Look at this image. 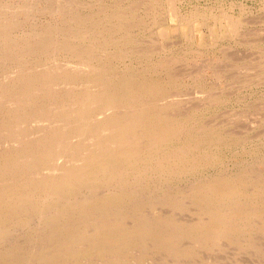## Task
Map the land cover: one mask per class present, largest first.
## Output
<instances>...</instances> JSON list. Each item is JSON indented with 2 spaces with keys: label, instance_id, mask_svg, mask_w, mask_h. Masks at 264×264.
I'll use <instances>...</instances> for the list:
<instances>
[{
  "label": "rangeland",
  "instance_id": "rangeland-1",
  "mask_svg": "<svg viewBox=\"0 0 264 264\" xmlns=\"http://www.w3.org/2000/svg\"><path fill=\"white\" fill-rule=\"evenodd\" d=\"M113 1V2H112ZM115 1V2H114ZM117 1V2H116ZM118 1H120V2H118ZM130 1H132V2H130ZM151 1L152 0H0V8L3 10V11H7L8 9H9V11H7L6 13H7V15H8V17L9 18H15V21L13 22L14 24L12 25V26H14V27H16V26H18V27H16L17 29H15L14 27L12 28V26L10 27L9 25H11V24H9L8 25V28H9V31H11V32H7V34L9 33H11V35L9 36V34L6 36V37H10V41H11V37L13 38L14 37V35H16V36H18V37H14V39H12V41L14 40H16L15 42H18L19 43V41H20V39H19V35H20V37H22L21 35H23V34H25V35H31V34H28V33H26V31H28V27H29V32H32L33 33V29H34V27L35 26H37V29H36V27H35V29L34 30H37V31H41V30H44V29H42L43 28V25H44V27H50V30L53 32V30L55 29V23H57V25L56 26H58V28H56L57 30L55 31L54 30V32L52 33L53 35L54 34H56V43H57V45L59 46V44L61 45V46H63L62 45V42H63V40L64 39H66V37L64 38L63 36H67V39H68V37L70 38L71 37V39H73L72 41H74L75 40V43L74 42H72V41H70V39H68V40H64V43L63 44H67V42H69L68 44H67V47H65V46H63V48L64 49H68V46H70L69 44H71V47L70 48H72V49H66L64 52H65V54H64V52L61 50V49H63L61 46H59V48H57L56 49V47L57 46H55V47H53V45H52V49L54 50H52L53 51V53H49L48 54V51L50 52L51 50H50V47H51V45L50 46H47L48 48H46V47H41L40 48V50L38 51V49L39 48H35V49H33L34 50V52H33V50H31L32 51V54L34 53V54H37V55H35V56H33L32 57V54L31 53H29L28 51H26L27 52V54L29 53L30 55H28L27 56V54L24 52V51H22V52H24L23 54H26V55H24V56H20V55H22V53H20V52H18V49H19V47H21L22 45L20 44V43H22V42H20L19 44H16L17 46H15L13 49L11 48V49H9V51H8V53L12 56V57H16L15 59H13L12 61H11V59H10V55L8 56V57H5L7 54L4 52L3 53V51H0V53L2 52V54H5V56H3V55H1L0 54V59H2V57H3V61L4 60H6V62L4 61H2V63L3 64H0V75L1 74H3V76L1 77V83H5V84H7L8 82L10 83H12V81H17L18 79H17V77H21V76H16V78H14L13 76L12 77H10L9 75H10V72L8 73V70H10V71H12L11 69H13V70H15V68L17 67H15L14 68V66H15V62L14 61H16V65H20V66H22V68H21V70H24V68H25V70L26 69H30V70H28V72L26 73V71H24L26 74L25 75H29L28 77L27 76H25V77H27V78H29L30 80H36L35 78L37 77V75H36V73L35 72H37V70L39 71V72H37V74L38 73H41L42 71H40V70H45V68L47 67H50V64H51V62H52V60H54L55 59V61L54 62H52V64L53 63H56V64H53V65H58V66H60V67H62L64 64H66V66L65 67H69V66H71V64L73 65L74 63V61H76V59H81V58H85V59H87L88 58V61L90 60V62H88L89 64H92L91 63V61L93 62V60H94V63H93V65L91 66V65H89V66H91V67H89L90 69L87 71V74H80V73H78V72H76V71H73V70H71V69H69V70H67V69H65L66 71H69V72H67V75L69 76V78H68V80L67 79H62L61 78V76L62 75H66V74H63L64 73V68L61 70H58V71H56V72H54V74H53V78L55 79V80H58V81H60V82H57V83H61L62 82V80H67V81H69V85L71 84V86L73 87V89L75 90H73L72 88H70L69 89V92H68V90L67 89H65L64 90V85L63 84H65V83H61L59 86H60V88H57L56 87V89H55V91H56V95L58 96H56L55 98H56V103H54V102H52V101H55L54 99L52 100H50V99H48L47 97H46V95L43 93V94H41V96L39 95H36L37 97H35V101H32V104H28V106L30 105V107H28V106H26V107H28L27 109L28 110H26V112H27V114H26V118L27 117H29V115H30V118L28 119L27 118V120H26V118H25V123H26V121H28V123H29V121H31L33 118H34V115H37V114H39L40 116H38L37 115V117L35 116V118L34 119H38L39 117H44V113H46L45 112V110H44V108L46 107L47 109H49L50 107V105L48 104V103H50V102H52L51 103V108L52 107H54V106H56V104H58L57 106H59V107H61L62 105H64L63 104V100L66 98L65 96H67V99L69 100L70 99V91L71 90H73V93L74 94H81V93H84V90L86 89L87 91L89 90V91H91V89H94L93 91H91L92 93H96V94H101L102 96H108V95H116V96H120L121 97V95H123V94H133V95H136V96H138L139 94V99L138 100H142V104H143V102H144V100L147 98L148 99V101L147 100H145V101H147V102H151V104L149 105V109H153L152 110V112H151V110H149L148 112L150 113V114H148V112H147V108L145 109V110H143L145 113H147L148 115H152V113H154V110H156V109H154V108H157V107H160L159 105H161L160 104V101H162L161 103H163V102H168L167 101V96H166V94L168 95V100L169 99H171L170 101H175V102H173L174 103V108H173V110L174 111H172V108L171 109H165V111H167V112H170V111H172V113H167V112H165V115H164V112H163V115L165 116V118L164 119H162V120H164L165 122L167 121V119H168V121H170V122H166L165 124L167 125V124H171V125H175V124H177V126L179 127L178 128V133L176 134V135H179V136H175L174 134H175V132L174 131H172V132H174V133H172V135L170 134L169 135V133L167 134V136L165 137V140L164 141H160V143L162 142L163 144H164V146H163V144L161 143H158V144H155V143H157V142H155V143H153L155 140L153 139V137L152 136H150L149 135V138L147 137V139H153V140H145L146 142H144V140H142L141 141V146L140 147H142V148H144L143 149V151H145L144 153H143V151L141 152L140 151V154H136V158L138 157L140 160L142 159V157H145L144 158V160L145 159H147V160H145V161H147V162H149V163H151V164H149V163H146L147 165H145V161L143 160H141V161H139V159L137 158H135V155H134V158H135V162H132L133 160H134V158H131V160L132 161H127V164L125 163V158H119V157H117V156H115L114 158H110L109 156H105L104 154V152H102V157H101V159L98 161V162H101V164H99V163H95L94 164V167L95 168H97V167H99V169L101 168V166H102V163H104V161L105 160H107V161H109V165L110 164H117V165H119L120 166V170H121V168L122 169H124L123 171H126V168L128 169L127 170V173L128 174H130V176H132V177H130L127 173L125 174V176H126V178H127V176H128V178L130 179V182H126L127 180L125 179V176L124 177H122L123 179H121V181L119 182V183H121L120 184V186H122V188H118V189H112V192H110L111 193V197L110 198H108V200L110 199H112L111 201H113V198H114V200L116 201V202H113V206L115 205V212H117V210H118V207L117 206H119V209H121V210H124V211H122V213L120 212L119 213V215L120 214H123V215H120V216H118V214H117V217H120V218H118V220H120V221H122V220H127L128 218V220L130 221V223L129 222H125V221H123V224H122V222H120V221H118V222H113V225L115 226V228L117 229H114L113 227H112V229H111V231H110V228H111V225L109 224V227L107 228H105V229H103V230H101L100 232H99V239L97 240V241H91L90 242V240H84V241H69V243L67 244V243H65V247H64V244H59V242H58V244L57 245H55V248L54 249H56V251H58L59 250V254H57V255H55L54 256V258H57L56 260H52L53 261V263L52 264H83V263H85V264H88V263H90V264H110V261H111V264L113 263H115V264H122L123 263V261H124V263L123 264H264V0H157L156 1V3H155V1H152V3H151ZM10 2V3H9ZM83 2V3H82ZM134 2V3H133ZM145 2V3H144ZM25 3V4H24ZM63 3V4H62ZM79 3V4H78ZM128 3V4H127ZM132 3V6L130 5V4ZM139 3V4H138ZM150 3V5H148ZM155 3V4H154ZM160 3V4H159ZM13 4V5H12ZM18 4H20L21 6H19V7H21L20 9H21V11H20V9H19V7H17L18 6ZM68 4V5H67ZM83 4V5H82ZM86 4V5H85ZM109 4V5H108ZM112 4H114V5H112ZM115 4H119L120 6H115ZM135 4V5H134ZM136 4H137V6H136ZM154 4V5H153ZM7 5V6H6ZM9 5V6H8ZM40 5H41V7H43V8H41L40 7ZM51 5V6H50ZM124 5V6H123ZM149 7H148V6ZM153 5V8L154 9H152L151 8V6ZM162 5V6H161ZM238 5H239V7H238ZM241 5V6H240ZM6 6V7H5ZM14 6V7H13ZM31 6V7H30ZM66 6V7H65ZM105 6V7H104ZM112 6V7H111ZM117 8H115V7ZM129 6H131V7H129ZM135 6V7H134ZM155 6V7H154ZM15 7H17V9H15ZM45 7H47V8H45ZM51 7H52V9H51ZM100 9H99V8ZM114 7V8H113ZM122 7H124L125 9H127V8H129V9H127V10H124ZM127 7V8H126ZM5 10H4V9ZM12 8H14L15 9V11H14V9L13 10H11ZM25 8H27V9H25ZM29 8H31V9H29ZM41 8V10H39ZM46 10H45V9ZM54 8V9H53ZM60 8V9H59ZM68 8V10H65V9H67ZM102 8H103V11H104V13L106 12H108L107 14H108V16L106 15V13H105V15H106V17L104 16V14H102L103 13V11H102ZM105 8V9H104ZM109 8V9H108ZM135 8H137L138 10V12H136L135 10ZM33 9V10H32ZM44 9V10H43ZM51 9V10H50ZM56 9V11L54 12V10ZM64 11H62V10ZM99 9V10H98ZM107 9V10H106ZM113 9H114V11L116 10V12H114L113 11ZM133 9H135L134 11H133ZM142 9V10H141ZM145 9V11H143ZM152 9V10H151ZM28 10H32L31 12L30 11H28ZM35 10V11H34ZM43 10V11H42ZM50 11V13H49V11ZM59 12H58V11ZM112 10V11H111ZM118 10H120V12H122L121 14H120V12L118 11ZM240 10H242V11H240ZM11 11V12H10ZM12 11H14L13 12V16L12 15H9V13H12ZM24 11H26V12H24ZM34 11V12H33ZM54 13H53V12ZM70 11V13H68V15H66L67 14V12H69ZM77 11V12H76ZM99 11V12H98ZM102 13H101V12ZM110 11V12H109ZM124 11V12H123ZM130 11V12H129ZM131 11H132V13H131ZM223 11V12H222ZM1 12V11H0ZM25 13L26 15H22V13ZM28 12V13H27ZM36 12V13H35ZM41 12V13H40ZM65 14L64 15V17L63 16H61V15H63V13ZM96 12H98L97 13V15H96ZM112 12H114L112 15V19H111V14L110 13H112ZM119 12V13H118ZM129 12V13H128ZM147 12V13H146ZM153 12H155V14H157V15H155ZM160 12V13H159ZM19 13H21V15L19 14ZM23 13V14H24ZM34 13H35V16H33L34 15ZM53 13V14H52ZM60 13V14H59ZM71 13H72V15H73V13H74V15L75 14H78L79 16V18L77 17V15H75V16H73L72 17V19H75L74 17H77V20L75 21V20H70L71 18H69L70 16H72L71 15ZM85 13H86V15H85ZM94 13H95V15H94ZM130 14V15H132V16H130L131 18H132V20L134 21H132L131 19H129L130 17H129V15L128 14ZM135 13H137L138 15H136ZM150 13H151V15H150ZM17 14H19L20 16H17ZM88 14H89V16H88ZM110 14V15H109ZM115 14V15H114ZM121 17H119L118 15ZM125 14H127V15H125ZM134 14V15H133ZM155 16H154V15ZM260 14V15H259ZM85 16L86 18H89V19H92V18H94V20H91V22H92V24H91V26H89V31L91 32V31H93V32H91L93 35H94V37H95V40L98 42V43H96V41L94 40V38H93V35L90 33V32H88V30H87V27H88V25H90V21H87L86 20V18L84 19V17H81V16ZM90 15H91V17H90ZM101 15H102V18H101ZM117 15V16H116ZM122 15H125V16H123V18H122ZM136 15V16H135ZM139 15H141V18H140V16ZM144 17H143V16ZM150 15V16H149ZM192 15V16H191ZM235 15V16H234ZM241 15V16H240ZM12 16V17H11ZM23 18H22V17ZM59 16V17H62V18H58L57 19V17ZM97 16V17H96ZM100 16V18H98ZM103 16H104V18H103ZM135 16V17H134ZM147 16H148V18H147ZM25 17V18H24ZM27 17V18H26ZM34 17V18H33ZM39 17V18H38ZM68 17V19H69V21L71 22H69L68 21V19L66 20V18ZM118 17V18H117ZM125 17L127 18V19H125ZM136 17H137V19H136ZM139 17V18H138ZM174 17V18H173ZM200 17H201V19H200ZM260 17V18H259ZM3 15H1V18H0V21H1V23L0 24H2L3 23ZM4 18H6V17H4ZM8 18V19H9ZM17 18V19H16ZM32 18V19H31ZM106 18H107V20L109 19H111V21H107L105 24H104V21H106ZM117 18V19H116ZM134 18V19H133ZM143 18H145V19H143ZM153 19V21H152V19ZM245 18V19H244ZM256 18V19H255ZM8 19H6V20H8ZM24 19H25V21H24ZM31 19V20H30ZM60 19V20H59ZM62 19H65V20H62ZM82 19H84V20H82ZM123 19V20H122ZM129 19V20H128ZM138 20V21H140L141 20V22L139 23H137V21L136 20ZM140 19V20H139ZM157 21H156V20ZM206 19V20H205ZM227 19V20H226ZM247 19V20H246ZM10 20V19H9ZM22 20V21H21ZM34 20V21H33ZM41 20V21H40ZM58 20V22H56ZM62 20V21H61ZM96 20V21H95ZM119 20H121V21H119ZM125 20H128V21H125ZM143 20V21H142ZM148 20V21H147ZM187 20V21H186ZM5 21V20H4ZM18 21H19V23H18ZM40 21V22H39ZM63 21L65 22V24H63ZM75 21V22H74ZM80 23H79V22ZM82 21H84V23H82ZM99 21H101V22H99ZM113 21H114V23H116V24H114L113 23ZM116 21V22H115ZM119 21V22H118ZM124 22V23H122L121 24V22ZM134 23V25H131L132 26V28L131 27H129L130 29H132V30H127L126 31V29L127 28H124V27H128L129 25H127L125 22H129L128 24H131L132 22ZM136 21V22H135ZM179 21H181V22H179ZM185 21V22H184ZM190 21H192V22H190ZM21 22V23H20ZM25 22V23H24ZM32 22H35V23H32ZM48 22V23H47ZM54 22V23H53ZM60 22V23H59ZM90 22V23H89ZM93 22H94V24H93ZM95 22H99L98 23V26H99V29H100V27L101 26H103V27H101V28H103L102 30V32H99L100 30L98 29V26L96 27V24H95ZM112 22V23H111ZM145 23V25L144 24H141V23ZM146 22H148L147 24H146ZM156 22V23H155ZM187 22V23H186ZM252 22V23H251ZM260 22V23H259ZM23 23V24H22ZM50 23V24H49ZM52 23H53V26H54V29H53V26L51 27V26H46L47 24L48 25H52ZM62 23V24H61ZM76 23H78L80 26H78V24H76ZM83 24V26H82V24ZM109 23H111V24H113V25H111V24H109ZM118 23H120V24H118ZM135 23H137L136 25H135ZM190 23V24H189ZM225 23V24H224ZM32 24H34V25H32ZM37 24V25H36ZM46 24V25H45ZM60 24V25H59ZM67 24H71V25H73V26H71V27H69V25L67 26ZM75 24V25H74ZM85 24H87V25H85ZM102 24V25H101ZM126 24V25H125ZM156 24V25H155ZM180 24V25H179ZM93 25V26H92ZM108 25H110V26H108ZM119 25H123L122 27L121 26H119ZM144 25V26H143ZM190 25H191V27H190ZM226 27H225V26ZM233 25V26H232ZM32 26V27H31ZM34 26V27H33ZM39 26H40V28H39ZM42 26V27H41ZM63 26H67V27H63ZM79 27L81 30H84V32H86V33H88V34H86V33H83L84 35H82V37H80L79 36V34L82 32H80V30H79V34H78V32H76L77 30L76 29H74V28H77V27ZM84 26H86V27H84ZM115 26H117L116 28H114ZM23 27H25L24 29H23ZM60 27H62L61 29H63V32H62V30H60ZM83 27H84V29H83ZM92 29H91V28ZM94 27V28H93ZM96 27V28H95ZM113 29H112V28ZM119 27V28H118ZM122 29H121V28ZM189 29H188V28ZM224 27V28H223ZM232 27V28H231ZM10 28H12V29H14V31L11 29L10 30ZM27 28V29H26ZM39 28V29H38ZM70 28H72V29H70ZM79 28H77V29H79ZM86 28V29H85ZM107 28V29H106ZM111 28V29H110ZM125 30H124V29ZM128 28V29H129ZM250 28V29H249ZM32 29V31H30ZM49 29V28H48ZM65 29H68L67 31H64ZM91 29V30H90ZM95 29H98L97 31H94ZM119 29V30H118ZM152 29V30H151ZM225 29V30H224ZM252 29V30H251ZM70 30V31H69ZM72 30H75L74 32H75V34H74V32L72 31ZM105 30H106V32H105ZM111 31V32H109V31ZM114 30V31H113ZM118 30V31H121V32H116V31ZM232 30V31H231ZM21 31H23L24 33H22V34H20V32ZM60 31V32H59ZM72 31V32H71ZM133 31V32H132ZM151 31V32H150ZM175 31V32H174ZM188 31V32H187ZM191 31V32H190ZM193 31V32H192ZM242 31V32H241ZM14 32H15V34H14ZM36 32V31H35ZM66 32V33H65ZM67 32H70L69 34L67 33ZM96 32V33H95ZM98 32V33H97ZM107 32H109L108 34H107ZM126 32H129L130 34H132V35H130L129 33H126ZM229 32V33H228ZM251 32H253L252 34H251ZM14 35H13V34ZM16 33H19V34H16ZM57 33H59L58 35H57ZM63 33V35H60V34H62ZM76 33L78 34L77 36H72L73 34L74 35H76ZM95 33V34H94ZM99 33H102V35H105V33L108 35H105V39L102 37V36H100L101 34H99ZM110 33H111V35H110ZM113 33V34H112ZM115 33V34H114ZM122 34V35H124L125 34V36H120L119 34ZM143 33V34H142ZM223 33V34H222ZM3 35H4V33H2ZM82 34V33H81ZM80 34V35H81ZM91 34V35H90ZM188 34V35H187ZM246 34V35H245ZM60 35V36H59ZM88 35V36H87ZM97 35H99L98 36V38H96L97 37ZM134 35V37H133V40H132V37L131 36H133ZM239 35V36H238ZM79 36V37H78ZM83 36H85V38H87V37H89V38H87V40H90L91 39V41L89 42V41H87L86 39H83L84 37ZM92 36V37H91ZM106 36H107V38H106ZM111 38H110V37ZM115 36H116V39H115ZM120 36V37H119ZM127 36H128V38H127ZM6 37H3V38H0V50H8V49H6L5 47V45L4 44H6V41L8 40V39H6ZM26 37V36H25ZM58 37V38H57ZM62 37L64 38V39H62ZM74 37V38H73ZM103 39H102V38ZM118 37V38H117ZM122 37V38H121ZM130 37V38H129ZM141 37V38H140ZM246 37V38H245ZM80 38H82V40L80 39ZM92 38H93V40H92ZM101 38V39H100ZM108 38H110V39H108ZM112 38H114L113 39V41H111L112 40ZM136 38V39H135ZM146 38V39H145ZM245 38V39H244ZM17 39H19L18 41H17ZM59 41H58V40ZM143 39V40H142ZM3 40L5 41V43L3 44L2 42H3ZM79 40H81V41H79ZM84 40V41H83ZM86 40V41H85ZM103 40H108L107 42L105 41V43L103 42ZM118 40V41H117ZM128 42H127V41ZM149 40V41H148ZM240 40V41H239ZM2 41V42H1ZM62 41V42H61ZM65 41H67V42H65ZM78 41L80 42V43H82V45H79L80 43H78ZM83 41V42H82ZM100 41V42H99ZM111 41V42H110ZM120 41V42H119ZM124 41V45L125 44H127V46L125 45V46H121L122 44V42ZM127 43H126V42ZM169 41V42H168ZM252 41V42H251ZM60 42V43H59ZM76 42L78 43V45L80 46L79 48L77 47V44H76ZM101 42H103V43H101ZM108 42H109V44H108ZM117 42H119L118 44H117ZM133 42H134V44H133ZM59 43V44H58ZM88 45H87V44ZM91 43H92V45H91ZM94 43L95 44H98L99 46H94ZM102 45H101V44ZM113 43V44H112ZM128 43H130V44H128ZM139 43V44H138ZM170 43V44H169ZM3 44V45H2ZM74 46H73V45ZM87 46H90L91 47V49L93 50V49H95V51L93 50V52H91L90 53V51H92L91 49H90V47H86V45ZM150 46H149V45ZM211 44H214V45H211ZM18 45H21V46H19L18 47ZM85 45V46H84ZM101 45V46H100ZM107 45V46H106ZM109 45V46H108ZM129 45H131V46H129ZM2 46H3V48H2ZM95 48H94V47ZM105 46V47H104ZM115 46H117V49H115ZM120 46V47H119ZM16 47H18V49L16 50L15 48ZM60 47H61V49H60ZM75 47L76 48H78V49H75ZM81 47H84L83 49L81 48ZM88 49H86V48ZM98 47V49H96ZM102 47H104V48H102ZM110 47V48H109ZM121 47L124 49V51H123V49H121ZM125 47V48H124ZM155 47V48H154ZM223 47V48H222ZM226 47V48H225ZM2 48V49H1ZM43 48V51L41 50ZM45 48L46 49H48V51L47 50H45ZM102 48V50H100ZM178 48V49H177ZM208 48V49H207ZM20 49H22V48H20ZM81 49V50H80ZM86 49V53H84L82 50H85ZM89 49H90V51H89ZM107 52V53H105V52H103L104 50ZM107 49H108V51H107ZM113 49V50H112ZM121 49V50H120ZM125 49H127V50H125ZM133 49V50H132ZM139 49V50H138ZM146 49V50H145ZM150 49V50H149ZM182 49V50H181ZM12 51V54H11V51ZM14 50H15V52H14ZM35 50H36V52H35ZM57 50L59 51V53L57 52ZM72 50V51H71ZM110 50V51H109ZM119 50L120 51H122V52H119ZM30 51V52H31ZM40 51H42V52H44V53H46V54H43L42 56H41V52ZM47 51V52H46ZM51 51V52H52ZM78 51V52H77ZM83 53V55H82V53ZM87 51H88V53L90 54H88L87 53ZM100 51V52H99ZM116 51H118V52H116ZM130 53H129V52ZM139 53L138 54V56L136 55L137 54V52ZM223 51V52H222ZM229 51V52H228ZM13 52L14 53H18V54H13ZM40 52V53H39ZM61 52V53H60ZM63 52V53H62ZM67 52V53H66ZM73 52H75V54H76V52H77V54H76V58H75V54L73 53ZM79 52H80V54H79ZM94 52H95V56L97 55V56H99L100 55V57H98V59H100L101 57V59L100 60H98L97 59V56L96 57H94L93 58V56H94ZM98 52V53H97ZM113 54H112V53ZM128 52V53H127ZM134 52V53H133ZM144 52V53H143ZM153 54H152V53ZM227 52V53H226ZM57 53V54H56ZM70 53H73V54H70ZM97 53V54H96ZM100 53V54H99ZM110 53V54H109ZM133 53V54H132ZM231 53V54H230ZM38 54H39V56H38ZM51 54V55H50ZM63 54V55H62ZM69 54V55H68ZM92 54H93V56H92ZM101 54H102V56H101ZM107 54V55H106ZM123 54V55H122ZM145 54V55H144ZM148 54V55H147ZM157 54V55H156ZM182 54V55H181ZM19 55V57H23L22 59H20L19 57L17 58V56ZM46 55V56H45ZM50 55V58H48V56ZM53 55H55V56H53ZM59 55V56H58ZM66 55V56H65ZM78 55H80V58H77V56ZM83 57H82V56ZM85 55V56H84ZM112 55V56H111ZM119 55L121 56V60H120V57H119ZM125 55H126V57H127V55H129V57L128 58H126L125 57ZM131 55H132V57H131ZM133 55H136V56H133ZM144 55V56H143ZM153 55V57L151 58V56ZM181 55V56H180ZM230 55V56H229ZM26 56H27V59H26ZM46 57V60H45V57ZM60 57V58H58V59H56L57 57ZM66 57V58H64V57ZM68 56H71V57H68ZM74 56V57H73ZM92 57V60H91V58L90 57ZM104 56V57H103ZM106 56V57H105ZM110 56V57H109ZM125 57V58H122V57ZM143 56V57H142ZM148 57V58H146V57ZM173 56H174V58L176 59V58H178V59H176L177 61H175V59L173 58ZM177 56V57H176ZM32 58V60H29V58ZM35 57V58H34ZM36 57L38 58L39 57V59L37 60L36 59ZM52 57H54V58H52ZM63 57V58H62ZM117 59H119V60H116V58ZM138 57H141V58H138ZM145 57V58H144ZM162 59H161V58ZM165 57V58H164ZM7 58H9V60H7ZM25 58V59H24ZM30 58V59H31ZM47 58H48V60L49 59H51V60H49L50 61V63H49V61H47ZM62 58V59H61ZM90 58V59H89ZM131 58H132V60H131ZM160 58V59H159ZM168 58H170V64L167 62L168 60ZM173 58V59H172ZM34 59V60H33ZM43 60V63H40L42 60ZM65 59H67V60H65ZM70 59V60H69ZM71 59H72V61H71ZM83 59H81V60H83ZM98 61H97V60ZM103 59V60H102ZM141 59V60H140ZM148 59V60H147ZM166 60V61H164V60ZM41 60V61H40ZM60 62H58V61ZM79 60H77V61H79ZM95 60H96V62H95ZM106 60V61H105ZM129 60H131V61H129ZM140 60V61H139ZM143 60H144V62H143ZM152 60V61H151ZM154 60V61H153ZM157 62H156V61ZM161 60H162V62H161ZM173 60V61H172ZM1 61V60H0ZM14 63L13 65H12V63ZM23 61V65H21V63L20 62H22ZM25 61H29V62H27V63H25ZM30 61H32V62H30ZM33 61H34V63L35 64H33ZM64 61H66V63H63ZM67 61L69 62V66L67 65ZM109 61V62H108ZM117 61V62H116ZM137 61V62H136ZM148 63H147V62ZM8 62H10V63H8ZM17 62H19V63H17ZM38 62V63H37ZM46 62V63H45ZM106 62V63H105ZM109 64H108V63ZM123 62V63H122ZM126 62V63H125ZM151 62H153V63H151ZM159 62V63H158ZM166 62V63H165ZM175 62V63H174ZM234 62V63H233ZM5 63V64H4ZM7 63V64H6ZM36 63H37V65H36ZM45 63V64H44ZM47 63H49V64H47ZM63 63V64H62ZM71 63V64H70ZM96 63V64H95ZM99 63H101V64H99ZM111 63V64H110ZM129 63V64H128ZM156 63V64H155ZM28 64H31L30 66L28 65ZM34 66H33V65ZM40 64H44V65H40ZM62 64V65H61ZM97 64L98 65H100V66H102V69L100 68V66H97ZM112 64H114L113 66H112V68H110V66L112 65ZM120 64V65H119ZM128 64V65H127ZM147 64V65H146ZM158 64L159 65H161L160 66V69H159V66H158ZM164 64V68L162 67V65ZM233 64H235V65H233ZM241 64V65H240ZM245 64V65H244ZM6 65H9V67H11V69H9V67L7 66L6 67ZM11 65V66H10ZM28 66L27 68L26 67H23V66ZM94 65H96L95 67H93ZM127 65V66H126ZM142 65H144V69H143V67H142ZM149 65V66H148ZM151 65V66H150ZM170 65V66H169ZM196 65V66H195ZM242 65H244V66H242ZM4 66H5V68H4ZM12 66H13V68H12ZM31 66H33V67H31ZM37 66V67H36ZM57 66V67H58ZM104 66V67H103ZM124 66H125V69H124ZM130 66V67H129ZM158 66V67H157ZM173 66V67H172ZM246 66H248V67H246ZM2 67H3V69H2ZM31 67V68H30ZM51 67H54V66H52L51 65ZM64 67V66H63ZM107 67V68H106ZM147 67V68H146ZM161 67H162V70H161ZM198 67V68H197ZM242 67V68H241ZM245 67V68H244ZM262 67V68H261ZM18 68L20 69V67L18 66ZM17 68V69H18ZM41 68V69H40ZM47 68H46V70H47ZM122 68V69H121ZM178 68V69H177ZM181 68V69H180ZM227 68V69H226ZM240 68V69H239ZM2 69V70H1ZM94 69V70H93ZM99 69V70H98ZM123 69L125 70V71H123ZM136 70V71H134V70ZM141 69V70H140ZM153 69V70H152ZM156 69V70H155ZM33 70H36V71H33ZM56 69H54V71H55ZM64 70V71H63ZM92 70V71H91ZM110 71V72H116V73H111L110 75H109V73L110 72H108V71ZM112 70H114V71H112ZM116 70V71H115ZM117 70H119V71H117ZM138 70V71H137ZM147 70H149V71H147ZM153 71V72H151V71ZM158 70H160L159 72H158ZM173 70V71H172ZM178 70V71H177ZM194 70V71H193ZM241 70V71H240ZM6 71H7V73H6ZM29 71H31L30 73H29ZM33 71V72H32ZM61 71H63V72H61ZM90 71V72H89ZM128 71V72H127ZM130 71V72H129ZM134 71V72H133ZM142 71H143V73H142ZM146 71V72H145ZM183 71V72H182ZM214 71V72H213ZM3 72V73H2ZM61 72V73H60ZM118 72H122V73H119L118 74ZM126 72V73H125ZM138 72V73H137ZM141 72V73H140ZM156 72V73H155ZM173 72V73H172ZM201 72V73H200ZM230 74H229V73ZM5 73V74H4ZM108 73V74H107ZM132 73V74H131ZM148 75H147V74ZM180 73H181V75H180ZM186 73V74H185ZM9 74V75H8ZM33 74V75H32ZM99 74V75H98ZM104 74V75H103ZM127 74V75H126ZM141 74V75H140ZM151 74V75H150ZM159 74V75H158ZM171 74V75H170ZM175 74L177 75V74H179L178 76H175ZM225 74V75H224ZM226 74L228 75L227 77H226ZM238 74H239V76H238ZM248 74V75H247ZM253 74V75H252ZM31 75V76H30ZM83 75V76H82ZM94 75V76H93ZM106 75H108V76H106ZM128 75H130V76H128ZM136 75V76H135ZM138 75V76H137ZM172 75H174V76H172ZM231 75V76H230ZM237 75V76H236ZM242 75V76H241ZM244 75V76H243ZM257 75V76H256ZM6 76H8V77H10V78H8V77H6ZM100 76V77H99ZM111 76V77H110ZM142 76V77H141ZM184 76V77H183ZM199 76V77H198ZM5 77L7 78L6 80H11L12 78H13V80H9V81H7V82H5ZM24 77V76H23ZM56 77V78H55ZM108 77V78H107ZM139 77H141V79L139 78ZM174 77V78H173ZM187 77V78H186ZM201 77V78H200ZM233 77V78H232ZM78 78V79H77ZM83 78V79H82ZM145 78H147L146 80H145ZM150 78L152 79V80H155V81H152V80H150ZM246 78V79H245ZM254 78V79H253ZM4 79V80H3ZM15 79V80H14ZM62 79V80H61ZM78 80V82L77 81H75V80ZM100 79V80H99ZM109 79H110V81H109ZM235 79V80H234ZM259 79V80H258ZM98 80V81H97ZM102 80V81H101ZM211 80V81H210ZM74 81V82H73ZM84 81H92V82H90V84L88 85V84H81V85H79V87L78 86H75V84L76 85H78V84H80L79 82H81V83H84ZM105 81V82H104ZM108 83H107V82ZM152 81V82H151ZM198 81H200V82H198ZM217 81V82H216ZM233 81V82H232ZM19 82V84L22 82V81H18ZM71 82H73L74 83V86L72 85L73 83H71ZM75 82H77V83H75ZM88 82V83H89ZM101 84H99V83ZM110 82V83H109ZM147 82H149L150 84L151 83H153V84H148ZM230 82V83H229ZM158 83H160V84H158ZM166 83V84H165ZM170 83H172L171 84V86H169L170 85ZM178 83L180 84V85H178ZM199 83V84H198ZM18 84V83H17ZM18 84V85H19ZM103 84V85H102ZM120 84V85H119ZM140 84V85H139ZM144 84V85H143ZM145 84H146V86H145ZM156 84H158L157 86H156ZM161 84H163L162 86H164V87H162V86H160ZM18 85H14V86H18ZM85 85H87V87L85 86ZM92 85V86H91ZM95 85V86H94ZM99 85V86H98ZM111 85V86H110ZM149 85V86H148ZM154 85V86H153ZM168 87H170V88H168ZM173 85H174V87H173ZM178 85V86H177ZM184 85V86H183ZM250 85V86H249ZM20 86V85H19ZM18 86V87H19ZM58 86V87H59ZM63 86V87H62ZM81 86H83V88L81 87ZM84 86H85V89H84ZM127 86V87H126ZM141 88H140V87ZM145 87V89L143 88V87ZM154 87L155 88V86H156V88H155V90H154V88H153V90H150L149 91V89H151V88H149V87ZM223 86V87H222ZM66 87V86H65ZM90 87H98V88H90ZM107 87V88H106ZM109 87V88H108ZM118 87V88H117ZM129 87V88H128ZM132 87H133V89H132ZM137 87H138V89H141V90H137ZM160 87H162V88H160ZM207 87V88H206ZM62 88V90H60ZM67 88V87H66ZM80 88V89H79ZM106 88V89H105ZM182 88V89H181ZM59 89V90H58ZM79 89V90H78ZM82 89V90H81ZM97 89H99V91L97 90ZM102 89H104V90H102ZM143 89V90H142ZM157 89V90H156ZM163 90L164 91V93H162L163 91H160L159 92V90ZM170 89V90H169ZM172 89V90H171ZM189 91V93L191 94H189L188 93V91ZM193 89V90H192ZM217 89V90H216ZM229 89V90H228ZM59 91V93H60V95L58 94V91ZM85 90V91H86ZM97 90V91H96ZM100 90H101V92H100ZM137 90V91H136ZM169 90V91H168ZM201 92H200V91ZM214 90V92L215 93H213V92H211V91H213ZM61 91V92H60ZM95 91V92H94ZM115 91V92H114ZM142 91H144V93L146 92V94H144V95H141V94H143L142 93ZM152 91V92H151ZM179 91V92H178ZM181 91V92H180ZM197 91V92H196ZM202 91H203V94H202ZM206 91H207V93H206ZM227 91V92H226ZM234 91V92H233ZM66 92V93H65ZM129 92V93H128ZM133 92V93H132ZM135 92V93H134ZM150 92V93H149ZM156 93L155 95L154 94H152V93ZM160 93V95H159V93ZM169 94H168V93ZM184 92V93H183ZM61 93H63V94H61ZM123 93V94H122ZM180 93H182V94H180ZM189 94V95H186V94ZM210 93V94H209ZM68 94V95H67ZM130 94V95H131ZM148 94V95H147ZM152 94V95H151ZM174 94H175V96H174ZM177 94V95H176ZM197 94H198V96H197ZM44 95V96H43ZM150 95V96H149ZM157 95V98L159 99H156V96ZM214 95V96H213ZM216 95V96H215ZM218 95H221V96H218ZM142 96H144L143 97V99L141 98ZM146 96V97H145ZM152 96V97H151ZM161 97V99H162V97H164L163 99L164 100H166V101H164V100H160V97ZM174 96V97H173ZM185 98H184V97ZM209 96V97H208ZM237 96V97H236ZM60 97L62 98L61 100H60ZM173 97V98H172ZM190 97V98H189ZM205 97V98H204ZM215 97L217 98V99H215ZM36 98H37V100H36ZM141 98V99H140ZM150 98V99H149ZM151 98L153 99V98H155V100L157 101H155L154 102V99L153 100H151ZM177 98V99H176ZM182 98V99H181ZM210 98V99H209ZM213 98H214V100H213ZM224 99V101H223V99ZM234 98V99H233ZM236 98V99H235ZM41 99H42V101L44 100V102H45V100L47 101V102H42L41 101ZM58 99V100H57ZM67 99H65L66 101H67ZM198 99V100H197ZM208 99V100H207ZM212 99V102L210 101ZM220 99H222V101L220 100ZM48 100H50V101H48ZM64 100V101H65ZM176 100H178V101H176ZM188 100V101H187ZM192 100V101H191ZM217 100V101H216ZM226 100V101H225ZM231 100V101H230ZM59 101V102H58ZM66 101L64 102V103H66ZM158 101H159V103H158ZM180 101V102H179ZM191 103H190V102ZM207 101V102H206ZM37 102H38V104H37ZM42 102V103H41ZM139 102H141V101H139ZM185 102V103H184ZM196 102H198V103H196ZM200 102V103H199ZM206 102V103H205ZM212 103V104H211ZM36 104V105H35ZM48 104V105H47ZM55 104V105H54ZM60 104H62V105H60ZM200 104V105H199ZM31 105H32V107L34 108H32L31 107ZM33 105H35V106H33ZM42 105H44V106H42ZM151 105H152V107H151ZM156 107H155V106ZM195 105V106H194ZM197 105V106H196ZM182 106V107H181ZM179 107V108H178ZM30 108L32 109V110H35V112H36V110L37 109H35V108H38V110L40 109V110H42V112L41 111H37L36 113H34V111L32 112V110H30ZM42 108V109H41ZM178 108V109H177ZM121 109V114H123V115H120V116H123V117H129V116H131L133 113L135 114V111H133V109H130V111H128V109H126V110H123V108H120ZM191 109V110H190ZM214 109V110H213ZM255 109V110H254ZM30 110V111H29ZM53 110V109H52ZM66 111H67V109H65ZM71 110V108L69 107V111ZM100 109H97V110H95L94 112V114L93 115H96V113H97V111H99ZM134 110H136V109H134ZM179 110V111H178ZM187 110V111H186ZM65 111V112H66ZM126 111H128L127 113H125ZM180 112V113H182L181 115H183V116H181L180 118L179 117H177L180 113H178V112ZM192 112V114H191V112ZM194 111V112H193ZM224 111V112H223ZM25 112V113H26ZM31 112H32V116H31ZM48 112V111H47ZM53 113H49L50 115H54L55 117H58V116H60L61 115V113H59V112H56V114H57V116H56V114H55V111H52ZM176 112V113H175ZM187 112V114H185ZM198 113V115H197V113ZM201 112V113H200ZM41 113H42V115H41ZM92 113V112H91ZM144 113V114H145ZM167 113V114H166ZM173 113H175V114H173ZM29 114V115H28ZM59 114V115H58ZM146 114V115H147ZM169 114H170V116H169ZM191 114V115H190ZM209 114V115H208ZM3 116L4 114H0V116ZM28 115V116H27ZM126 115H128V116H126ZM195 115V116H194ZM200 115V116H199ZM218 115V116H217ZM173 116V117H172ZM180 116V115H179ZM191 116V117H190ZM194 116V118H192ZM217 116V117H216ZM152 118H150V121L153 123H155L156 125L157 124H159V119H156L153 115L151 116ZM168 117V118H167ZM175 117V118H174ZM196 117H199V118H196ZM153 118H155L154 120H152ZM171 118V119H170ZM192 118V119H191ZM195 118H196V120L198 121V120H200L199 122H197L196 121V123H193V122H195L194 120H195ZM223 118V119H222ZM34 119L30 122V124H28L27 123V127H25V125L26 124H24V125H22L23 127H25V128H23V127H21V129L24 131V133L26 132V133H28L29 135H30V133L29 132H32V135L34 134V132L32 131L33 129V127H34V131H36V127H37V125L36 126H34L35 124H36V122L34 121ZM177 119H178V121H177ZM187 121H186V120ZM209 119V120H208ZM238 119V120H237ZM13 120H15V119H13ZM159 120V121H158ZM189 120H191V121H189ZM193 120V121H192ZM206 120V121H205ZM218 120V121H217ZM35 122V124H34V122ZM64 121V120H63ZM97 122H100L101 121V119H99V120H96ZM95 121V122H96ZM156 121H158V123L156 122ZM182 121H186V122H182ZM205 122L204 124L202 123V122ZM227 121H228V124H227ZM236 121V122H235ZM95 123V124H98V123ZM188 122V123H187ZM189 122H190V124L191 125H193V126H191L190 128H191V132H190V128H188L187 126H189L190 124H189ZM201 122V123H200ZM217 122V123H216ZM232 122V123H231ZM60 123H62V122H57V124H56V126L58 127V126H60L61 124ZM154 123H153V125H154ZM179 123V124H178ZM184 123V124H183ZM201 126V125H203V126H201V127H199V128H201V130L196 126V125H198V124ZM215 123V124H214ZM239 123V124H238ZM34 124V125H33ZM194 124H196V125H194ZM206 124H208V126L206 125ZM238 124V125H237ZM30 125V126H29ZM31 125H33V127L31 126ZM198 125V126H199ZM205 125V126H204ZM216 127H215V126ZM243 125V126H242ZM176 126V125H175ZM196 126V127H195ZM75 127H77V123H73V124H71L70 126H69V128H67V129H74ZM206 127H207V129H206ZM218 127V128H217ZM29 128H30V131H29ZM185 128H186V131H185ZM189 130H188V129ZM213 128H214V130H213ZM236 128V129H235ZM20 129V130H21ZM28 129V130H27ZM140 128H137V130H139ZM182 129H184V130H182ZM198 129V130H197ZM206 129V130H205ZM217 129H219V130H217ZM60 130V129H59ZM200 130V131H199ZM204 130H205V132H204ZM215 130H217V131H215ZM238 130V131H237ZM61 131H65V130H61ZM183 131H185V132H183ZM199 131V132H198ZM202 131V132H201ZM207 131V132H206ZM215 131V132H214ZM177 132V131H176ZM182 132H183V134H182ZM189 132V133H188ZM217 132H219V133H217ZM184 133H187V134H184ZM195 133L197 134L196 136H195ZM217 133V134H216ZM221 133V134H220ZM200 134V135H199ZM206 134V135H205ZM210 134V135H209ZM215 134V135H214ZM17 135V134H16ZM184 135V136H183ZM205 135V136H204ZM209 135V136H208ZM226 135V136H225ZM170 138H169V137ZM174 136H175V138H174ZM188 136H189V138H188ZM199 136V137H198ZM207 136V137H206ZM217 136H224L225 138H223V137H217ZM235 138V139H233V137ZM244 136V137H243ZM169 138V139H166V138ZM177 137V138H176ZM190 137H191V139H190ZM192 137H195L196 139H197V141H196V139L195 140H193L194 138H192ZM203 137V138H202ZM206 137V138H205ZM209 137V138H208ZM172 138V139H171ZM179 138V139H178ZM185 138V139H184ZM215 138V139H214ZM218 138V141L216 140ZM237 138V139H236ZM171 139V140H170ZM175 139V140H174ZM177 139V140H176ZM182 139H184L185 141L183 142L182 141ZM189 139V140H188ZM204 139V140H203ZM213 141V142H211V140ZM219 139L221 140V141H219ZM224 139V140H223ZM226 139V140H225ZM36 139H34L33 141H35ZM168 140H170V142L171 143H173L172 145L170 144V142L168 141ZM173 140V141H172ZM181 140V141H180ZM199 140V141H198ZM206 140H208L209 141V143H210V146H211V148H210V146H209V143H208V141L207 142H205ZM223 140V141H222ZM232 140H233V142H232ZM239 140V141H238ZM192 141V142H191ZM201 141H203V143L201 142ZM226 141V142H225ZM229 141H231V142H229ZM238 141V142H237ZM153 144H152V143ZM168 142V143H167ZM174 142L176 143L175 145H174ZM199 142H201V144H198ZM218 142H219V144L221 145H219L218 144ZM224 142V143H223ZM228 142V143H227ZM207 143H208V147H207ZM221 143H223V145L221 144ZM230 143V144H229ZM160 144V145H159ZM166 144V145H165ZM186 144V145H185ZM188 144H190L192 147H191V149L192 150H190V146H188ZM193 144L196 146V144H197V147H195V146H193ZM228 146H227V145ZM158 145V146H157ZM172 146V148L170 147V146ZM174 145V146H173ZM179 145H181L182 147H184V145H185V147L187 146L188 148H186V152L188 153V151H189V154L191 155V156H193V157H189L190 155L189 154H187V153H185V155H184V157H183V155H182V153H180V151L178 150L179 148H181V146L179 147ZM199 145H201V146H199ZM204 145L207 147H204ZM149 146V147H148ZM152 148H154V147H156L157 146V149L159 148V146H161L160 148L162 149V148H164L165 146L166 147H168V148H165V149H156L155 148V151H152L151 152V150L150 149H152ZM163 146V147H162ZM217 146V147H216ZM226 146V147H225ZM174 147H176V148H174ZM201 147V148H200ZM204 147V148H203ZM214 147V148H213ZM217 149H216V148ZM222 147V148H221ZM141 148V149H142ZM195 148H198V151H197V149H195ZM200 148V149H199ZM210 148V149H209ZM140 149V150H141ZM170 150V149H172L171 150V152L170 153H173L172 151H174V149H177V150H175L174 152H175V154H180V155H182V157L184 158V160H183V158L181 157V158H178V159H174V158H172V159H174L173 161H172V159L171 158H167L168 160H166V162L168 163V164H170V162H171V167H173L172 168V170H170L171 169V167H170V165H169V167L170 168H168V164H167V168L165 167L166 165H162L161 167H162V169H160V168H158L160 165H158V161H156V163H155V160H156V158L158 159V160H160V159H162V158H165L166 159V156L167 155H163L164 153L165 154H167L166 152L168 151V150ZM189 149V150H188ZM202 149V150H201ZM207 149V150H206ZM208 149H209V152H208ZM212 149H214V150H212ZM221 149V150H220ZM149 150V151H148ZM153 150V149H152ZM163 150H167V151H165L164 153H163ZM204 150H206V152H204ZM212 150V151H211ZM156 151H158V152H160V154H158V156H157V153L158 152H156ZM179 151V152H178ZM149 152V153H148ZM203 152L204 153H206V154H203ZM220 152H221V155H220ZM147 153H148V155H147ZM150 153H152V154H154V155H156L155 156V158L154 157H150V156H152V154H150ZM168 153H169V151H168ZM197 155H196V154ZM207 153H209L208 155H207ZM143 154V155H142ZM144 154H146L145 156H144ZM163 156H165V157H163ZM142 156V157H139V156ZM153 155V156H154ZM159 155L161 156V158L159 159ZM180 155H179V157H180ZM212 155V156H211ZM216 155H217V157H216ZM220 155V156H219ZM105 156V157H104ZM188 156V157H187ZM202 156H204L203 158H202ZM210 156V157H209ZM147 157V158H146ZM150 157V158H149ZM206 157V158H205ZM208 157V158H207ZM211 157H213V158H211ZM215 157V158H214ZM221 157V158H220ZM155 159L154 161H153V159ZM205 158V159H204ZM218 158H220V159H218ZM112 159H116L115 161L116 162H114ZM120 159V160H119ZM124 159V160H123ZM169 159H171L170 161H169ZM215 159V160H214ZM122 160V161H121ZM150 160H151V162H150ZM183 160V161H182ZM192 160H193V162H192ZM107 161H105V162H107ZM124 161V162H123ZM138 162V164H137V162ZM153 161V162H152ZM198 161V162H197ZM210 161H211V163H212V165L213 166H211V163H210ZM120 162V163H119ZM122 162V163H121ZM174 162V163H173ZM179 162V163H178ZM217 162V163H216ZM46 162H43V164H45ZM128 163H133L132 165H134V163H135V165H134V167L131 165V164H129L128 165ZM140 163V164H139ZM173 163V164H172ZM196 163V164H195ZM204 163H205V165H204ZM113 164V166H114V168H116L117 167V169H119V166H117V165H114ZM126 164V165H125ZM155 164V165H154ZM157 164V165H156ZM179 164V165H178ZM189 166H188V165ZM197 164H198V167H197ZM207 164V165H206ZM141 165V167H139ZM148 165H150L149 166V168L147 169L146 167H148ZM154 165V166H153ZM180 167V168H182V170L178 167V166ZM185 165H187V167L185 166ZM194 165V166H193ZM44 166V165H43ZM113 166L111 165V167L113 168ZM116 166V167H115ZM121 166H124V167H121ZM130 166V167H129ZM145 166V167H144ZM156 166V167H155ZM175 166H176V169H175ZM185 166V167H184ZM192 166H193V168H192ZM202 166V167H201ZM211 166V167H210ZM41 167V166H40ZM110 167V168H111ZM144 168V171H143V168ZM153 167H154V169H153ZM189 167V168H188ZM205 167V168H204ZM30 169V171H32V172H34L37 168H35V170H34V166L33 167H29ZM135 168V169H134ZM177 168H178V170L180 171V172H178V170H177ZM186 168V169H185ZM194 168H196L195 170H194ZM201 168V169H200ZM203 168V169H202ZM130 169H132V170H130ZM142 170V171H140L141 173H139V174H137V173H135V172H139V170ZM146 169V170H145ZM153 171H152V170ZM158 169V170H157ZM166 169H169L170 171H171V173H173L172 175H170L169 176V174H171L170 172H168ZM187 169H189V170H187ZM136 170V171H135ZM155 170V171H154ZM162 170H164V171H162ZM187 170V171H186ZM193 170V171H192ZM254 170H255V172H254ZM132 171H134V172H132ZM157 171V172H156ZM168 172V173H166V172ZM175 171H177V172H175ZM188 171H190V172H188ZM201 171V172H200ZM253 171V172H252ZM260 171V172H259ZM143 172V173H142ZM151 172V173H150ZM159 172H161V175H160V173ZM165 172V173H164ZM175 172V173H174ZM182 172V173H181ZM183 172L184 173H186L185 175L183 174ZM197 172V173H196ZM146 173H147V175H146ZM152 173H153V175H152ZM157 173H159V174H157ZM164 173V174H163ZM226 173V174H225ZM228 173V174H227ZM234 173V174H233ZM134 174H137V176H138V178L136 179L135 177H137V176H134ZM174 174H175V176H174ZM178 176H180V177H177V175ZM181 174V175H180ZM219 174V175H218ZM259 174V175H258ZM141 175H142V177H141ZM146 175V176H145ZM150 175H152V176H150ZM164 175V176H163ZM184 175V176H183ZM215 175V176H214ZM250 175V177L248 178V176ZM258 175V176H257ZM260 175H262V176H260ZM148 176V177H147ZM153 176H156L157 178H155V179H153ZM158 176L160 177V178H158ZM163 176V177H162ZM168 176H169V178H171L172 180H168ZM220 178H219V177ZM176 177V178H175ZM210 177V179H208ZM213 177V178H212ZM215 177V178H214ZM227 177H229V179H227ZM231 177V178H230ZM246 177V178H245ZM260 177V179H258ZM127 178V179H128ZM133 178V179H132ZM145 178V179H144ZM150 178H152L153 180H154V182H152V179H150ZM163 178H164V180H166V181H163ZM166 178V179H165ZM175 178V179H174ZM187 178V179H186ZM218 178V179H217ZM223 178V179H222ZM143 179V180H142ZM157 179V180H156ZM159 179V180H158ZM192 179V180H191ZM197 179V180H196ZM203 179V180H202ZM216 181V179L218 180L217 182H215L214 180ZM225 179H227L226 181L227 182H225L224 180ZM244 179V180H243ZM249 181H248V180ZM122 180L123 181H125V183H123L122 184ZM199 180V182L197 183V181ZM207 180H208V182H207ZM210 180H212V181H210ZM246 180V181H245ZM261 182H260V181ZM135 181H138V182H135ZM140 181H141V183H142V186L140 187H138V185L139 184H141L140 183ZM148 181V182H147ZM161 181V182H160ZM162 181H163V183H162ZM168 181V182H167ZM173 181V182H172ZM206 182V183H210V182H215V184H217L218 185V187L216 188V186L217 185H215V187H213V186H211V183L210 184H208L207 186H208V188H210L209 187V185L212 187V189H213V191L211 190V193L212 194H210L209 192H210V190H208L207 188L205 189V187L204 186H206V185H204V184H202L201 182ZM222 181H224V182H222ZM134 182V183H133ZM143 182H147L148 184H144ZM167 182V183H166ZM219 182V183H218ZM248 182V183H247ZM256 182V183H255ZM131 183V184H130ZM162 185H161V184ZM224 183V184H223ZM228 183V184H227ZM234 183V184H233ZM238 183V184H237ZM257 183H259L258 185H256ZM262 183V184H261ZM130 184V185H129ZM144 184V185H143ZM160 184V185H159ZM165 184H168L169 186H165L164 187V185ZM171 184V185H170ZM175 184V185H174ZM203 186H202V185ZM241 184L243 185V186H241ZM252 184V185H251ZM256 186H255V185ZM124 185L126 186V188L124 187ZM127 185H129V186H127ZM146 185V186H145ZM155 185H157V186H155ZM159 185V186H158ZM173 185V187L171 188V186ZM196 185H198L199 187L200 186H202V187H200V188H202L201 189V191H200V189H197V186ZM225 185V186H224ZM228 185V186H227ZM239 185V186H238ZM246 185H248V186H246ZM262 185V186H261ZM132 186H134V188L132 187ZM136 186V187H135ZM150 188H149V187ZM163 188H162V187ZM190 186V187H189ZM191 186H192V189H190L191 188ZM195 186H196V189L194 190V188H195ZM206 186V187H207ZM220 186V187H219ZM259 186V187H258ZM131 187V188H130ZM145 189H144V188ZM153 187V188H152ZM161 187V188H160ZM170 187V188H169ZM178 189H176V188ZM227 187V188H226ZM245 187V188H244ZM247 187V188H246ZM252 187V188H251ZM129 188V189H128ZM137 188V189H136ZM143 190H142V189ZM190 189V192H187L186 191V189ZM205 190H204V189ZM227 189L228 191H229V193H227V196L225 195V194H223V192L225 193L226 191L224 190L223 191V189ZM229 188V189H228ZM242 188H243V190H242ZM258 188V189H257ZM84 189V190H83ZM87 188H82V189H77L76 190V188L74 189V191H72V196H74L73 194H78V192H79V194L80 193H82V192H85V193H87L88 191L86 190ZM152 189H155V190H153L152 191ZM165 189V190H164ZM167 189H169V192H168V190ZM173 189V190H172ZM187 189V190H188ZM211 189V188H210ZM220 189H222V190H220ZM245 189V190H244ZM251 189V190H250ZM81 190H83L82 192H81ZM127 190V191H126ZM131 190H132V192H131ZM137 192H136V191ZM142 190V191H141ZM150 191V193H149V191ZM167 190V191H166ZM170 190H172V191H170ZM177 190V191H176ZM180 190H182V192H186L185 193V196L187 195V193L189 194L190 193V196H188V197H184V193H182ZM191 190H193V192H196V193H191ZM198 190V191H197ZM209 192H208V191ZM218 190H220V192H218ZM231 190V191H230ZM247 190V191H246ZM76 191H78V192H76ZM134 191V192H133ZM162 191V192H161ZM174 191H175V193H174ZM215 191V192H214ZM221 191H222V193H221ZM232 191H234V192H232ZM236 191V192H235ZM245 191V192H244ZM75 192V193H74ZM122 192V193H121ZM136 192V193H135ZM146 194H145V193ZM157 192V193H156ZM179 194H182V195H179ZM199 192V193H198ZM202 192V193H201ZM209 193L208 195H209V197L207 196V194L206 193ZM217 192L220 194H218V196H216L217 195ZM237 192H238V194H237ZM240 192V193H239ZM116 193H117V195H116ZM124 193V194H123ZM141 193V194H140ZM142 193H144L143 195H142ZM152 193H153V195H154V197H153V195H152ZM159 193V194H158ZM162 193V194H161ZM163 193H165V197H164V194ZM168 193V194H167ZM235 193H236V195H235ZM254 193V194H253ZM70 194V195H71ZM136 194H137V196H138V198H137V196H136ZM155 194H156V196H155ZM166 194H167V196H169V194H170V196L169 197H166ZM175 196V194H176V196H178V198L175 196V197H173V195ZM199 194V195H198ZM201 194V195H200ZM202 194H203V196H207L208 198H210V200L213 202H209V199L205 196V198H207V199H205V198H203V197H200V196H202ZM205 194V195H204ZM214 194V196H216L215 198H214V196H211V195H213ZM224 196H223V195ZM231 195V197L230 196H228V195ZM243 195V197H245V199L242 197V195ZM120 197H119V196ZM123 195V196H122ZM135 195V196H134ZM139 195H141L140 197H139ZM150 195V197L148 198L147 196H149ZM160 195V197H158V196ZM192 195V196H191ZM194 195V196H193ZM234 195V196H233ZM237 195H240V196H238L240 199H242V200H240L238 197H237ZM258 195V196H257ZM133 197V198H131V197ZM146 196V197H145ZM152 196V197H151ZM164 197L165 199L166 198H168L167 199V201H169L170 200V202H171V199H169V198H171V196H172V198H173V200H172V202L174 203H169L168 202V205H167V203L165 202H163V200H164V198H162V197ZM196 196V199L195 200H193L194 199V197ZM252 198H251V197ZM253 196H254V198H253ZM125 197H129L128 199L126 198V200H125ZM155 197H157V199H155ZM181 197V198H180ZM189 197H191V198H189ZM193 197V198H192ZM200 197V198H199ZM217 197H219L218 199H217ZM222 197L226 200V201H224V200H222ZM232 197H234V199H232ZM247 197H249L248 199L250 200H248L247 199ZM259 197V198H258ZM100 197H98L97 199H99ZM119 198H121L120 200H119ZM124 198V199H123ZM137 199V200H135V199ZM142 198H144V199H142ZM147 198V199H146ZM163 199L162 201H160L161 199ZM176 198V200L177 199H179L177 202H178V204H177V202H175L176 200H174ZM184 198V199H183ZM185 198H186V200H188V201H186L185 200ZM188 198V199H187ZM229 198H230V200H229ZM238 198V199H237ZM258 198V199H257ZM101 199V198H100ZM134 201L135 202V204H134V206H131V201ZM134 199V200H133ZM145 199H146V201H145ZM151 199H153V201H154V199L156 200V201H154V202H156V204L151 200ZM160 199V200H159ZM183 201V203H182V201ZM191 199V200H190ZM197 199L198 200H200L199 202L197 201ZM203 199H205V202L203 201ZM215 199V200H214ZM221 200V201H218L219 202V204H218V202L216 201V200ZM109 200V201H110ZM121 200H123V206H122V201ZM129 200V201H128ZM185 200V201H184ZM189 200L191 201V202H189ZM215 202H214V201ZM234 200V201H233ZM244 200V201H243ZM159 201V202H158ZM180 201V202H179ZM194 201V202H193ZM197 201V202H196ZM209 203H208V202ZM229 202L230 201V203H226V202ZM236 201V202H235ZM241 201L243 202V203H241ZM257 201H259V202H257ZM119 202H120V204H119ZM127 204H126V203ZM129 202V203H128ZM133 202V203H134ZM139 202H140V204H139ZM143 202V203H142ZM145 202H147V203H145ZM163 202V203H162ZM207 202V203H206ZM226 203V204H228V205H226V204H223V203ZM233 203V205H232V203ZM247 204H246V203ZM58 204H59V202H57ZM69 203H73V202H71V201H69ZM124 203H125V205H124ZM180 203L184 206V208H182L183 206L182 205H180ZM110 204V205H111ZM118 204V205H117ZM138 204V205H137ZM147 206H146V205ZM154 204V205H153ZM173 205V207H174V205L176 206V210L175 209H173V207H171L170 208V206H172ZM197 204V205H196ZM211 204H213V206L211 205ZM215 204H216V206H215ZM240 204V205H239ZM109 205V206H110ZM117 205V206H116ZM144 205H145V207H144ZM159 205V206H158ZM179 205V206H178ZM199 205V206H198ZM203 205H205V207H203ZM220 205V206H219ZM224 205H226V207H224ZM230 205H232V207L230 206ZM120 206L121 207H123V208H120ZM129 206V208L127 209V207ZM154 206V207H153ZM158 206V207H157ZM182 206V207H181ZM190 206V207H189ZM194 206V207H193ZM199 207V209L198 208H195V207ZM201 206H202V208H204L203 209V211H204V213H203V211H202V208H201ZM208 206V207H207ZM251 206V209L249 208ZM131 207V208H130ZM177 207H178V209H177ZM210 207H212V209L214 208V209H216L217 208V211H219L220 210V212H217L216 210L214 211V210H212ZM228 207H231V208H233V209H229ZM236 209H235V208ZM240 207H242L243 208V210L242 209H240ZM246 207V208H245ZM114 208H113V210H114ZM126 208V209H125ZM143 210H141V209ZM170 208V209H169ZM181 210H180V209ZM186 208V209H185ZM201 208V209H200ZM206 208V209H205ZM225 208V209H224ZM230 210H228V209ZM237 208H238V210H237ZM249 208V209H248ZM135 209H137V211H135ZM163 209V210H162ZM183 209V210H182ZM210 210V212L212 213H210L209 212V210ZM219 209V210H218ZM253 209V210H252ZM254 209H257V210H254ZM260 209H263V210H260ZM128 210V211H127ZM130 210H132L131 212L133 213V211H134V214H129L130 213ZM145 210H147V212L145 211ZM170 212H169V211ZM173 210V211H172ZM195 210V211H194ZM207 210V211H206ZM222 210H223V212H222ZM196 212V213H194V212ZM200 211V212H199ZM225 211V212H224ZM234 211V212H233ZM255 213H254V212ZM127 212V218H126V215H125V213ZM129 212V213H128ZM137 212V214H135ZM146 212V213H145ZM199 212V213H198ZM222 212V213H221ZM228 212H230V213H232V214H230V213H228ZM240 212V213H239ZM250 212H251V214H250ZM145 213V214H144ZM150 214L149 216H150V218H148L147 216H145V215H148V214ZM172 213H173V217H172ZM214 213H215V215H217L216 217H214L215 215H214ZM216 213H221V214H216ZM252 213H254V214H252ZM138 214H140V215H138ZM141 214H143V215H141ZM153 214V215H152ZM156 214V215H155ZM162 214H164L163 216H162ZM245 214V215H244ZM130 215H133L134 216V218H133V220H134V222H135V226L137 227V229H136V227L135 228H133V230L131 231L130 230V227H133V225H125V224H131V223H134L131 219H132V216H130ZM135 215L136 216H139V217H136V219L138 218V219H140V217H141V219L139 220V222L135 219ZM210 215H212V216H210ZM214 215V216H213ZM222 215V216H221ZM228 215V216H227ZM236 215V216H235ZM121 216H122V218H121ZM124 216V217H123ZM143 216H144V219L145 220H150V223H154L155 222V224H153L154 226H156V227H154L153 226V228H151V231L154 233V234H152V232L148 229V230H146V232H144L143 231V233L145 234H148L147 235V238H146V234L144 235L143 233H141V231H142V229L143 230H145L143 227H141V226H139V224H140V222L142 223L143 222ZM152 216V217H151ZM157 216V218H155ZM160 216H162L161 218H160ZM167 216H169V217H167ZM208 216V217H207ZM244 216H246V217H244ZM130 217H131V219H130ZM154 217V218H153ZM172 217V218H171ZM197 217H198V219H197ZM241 217H243V219H241ZM250 218V219H248V218ZM254 217V218H253ZM176 218V219H175ZM187 218H189L188 220H187ZM211 218H213V219H211ZM214 218H217V220L216 219H214ZM218 218L220 219H225L226 218V220H230L229 222H227V221H225L224 222V220L222 219H220V220H218ZM152 219V220H151ZM160 219H162V220H160ZM179 221H178V220ZM203 219H205V220H203ZM208 219H210V221L208 220ZM248 219V220H247ZM255 219V220H254ZM257 219L260 221H257ZM137 222H136V221ZM154 220V221H153ZM158 220V222H156ZM159 220H160V222H159ZM163 220H165V221H163ZM172 220V221H171ZM199 220V221H198ZM205 221V222H203V221ZM206 220H208V221H206ZM212 220H214V221H212ZM245 220H247L246 222H245ZM250 220V223L248 222ZM252 220V221H251ZM161 221H162V223H161ZM173 223H171V222ZM190 221V222H189ZM202 221V222H201ZM231 221H232V223H231ZM241 221V222H240ZM257 221V222H256ZM168 222V224H172L171 225V227H169L170 225H168L167 226V223ZM181 223V224H179V223ZM201 222V223H200ZM248 222V223H247ZM253 222V223H252ZM259 222V223H258ZM119 223L120 224H122V226H123V228H122V226L121 225H119ZM156 223H158V225H156ZM184 223H186V224H184ZM193 226V228H198L197 230H198V233H199V230H202V232L204 233L203 235H204V237H207L206 236V234L207 235H209L211 238L209 239L208 237L207 238H204V241H203V235L201 234V231H200V233H199V235H197L198 233H197V230L196 229H193L192 228V226H190V224ZM192 223H194V224H192ZM222 226H220L219 224ZM225 223H227V224H229V226H228V231L227 230H224V231H226L227 232V234L229 235V236H231L232 237V240H230V237L229 236H227L228 238V240L227 239H225V237H226V235L225 234H222L221 235V237H223V238H221L219 235H218V237H217V234H216V236H215V233H216V231H218V230H220L221 228H223L224 226H225ZM242 223V224H241ZM112 224V223H111ZM118 224V225H117ZM159 224H164L163 226H160ZM176 224H177V226H180V227H182V228H179V227H177L176 226ZM184 224V225H183ZM198 224V225H197ZM204 226H203V225ZM205 224L208 226V227H206L205 226ZM210 224V225H209ZM222 224H224V225H222ZM233 224V225H232ZM235 224V225H234ZM238 224V225H237ZM29 225H32V223H29ZM165 225H166V227H167V230H166V227H165ZM188 225H189V227H188ZM203 227H202V226ZM28 226V224L26 225V227ZM121 226V227H120ZM124 226H127V227H129V228H124ZM158 226H160V227H158ZM173 226H175V227H173ZM240 226V227H239ZM257 226V227H256ZM7 227L9 228V230L10 231H17V232H19L20 230V232L19 233H21L22 235L20 236V234L19 233H17V232H15L14 233V235H12L13 236V238H12V240H10L11 239V236H9V238H6V239H4V246H6V247H9L10 245H12V243H16L17 242V247L19 246V248L21 247V249H18L17 247V255L16 256H14V257H16L15 259H14V257H13V255H5V254H3L2 253V255L1 256H3L4 255V257H0V264H16L17 263V260H18V263L17 264H29L30 262H28L29 260H31V259H33L32 257H34V259L39 263V264H47V262H44L43 263V261H44V253L43 252H45V251H47V253L49 252L48 250H50L51 249V251L53 250V248H50L49 249V247H46V246H43V248L42 249H39L38 247H41L42 245H45L46 243H48V242H44V241H35V243H34V240H31V239H29L28 238V236H29V234H31V232H30V230L32 229V228H30L29 226H28V228H26L25 226L24 227H22V228H19L18 226H17V228H13V224H8L7 225ZM91 227V226H90ZM139 227V228H138ZM141 227V228H140ZM177 227V228H176ZM187 227V228H186ZM192 229H191V228ZM201 227L203 228V229H201ZM239 227V228H238ZM243 227V228H242ZM260 227V228H259ZM13 228V229H12ZM26 228V229H25ZM30 228V229H29ZM120 228H121V230H120ZM162 228V229H161ZM171 230H170V229ZM175 228H176V230L178 229V233H176L175 232V234H174V231H176L175 230ZM184 228H186L185 230H184ZM213 230V231H211V229ZM262 228V229H261ZM15 229V230H14ZM20 229V230H19ZM24 229H25V231H24ZM89 229H91V228H89ZM128 230V232H127V230ZM132 229V228H131ZM135 229V230H134ZM180 229V230H179ZM191 232L190 234H191V236L193 237V239L195 238V234H196V239L197 240H193V241H190V234L187 232L188 230ZM208 229V230H207ZM238 229H239V231H238ZM242 229V230H241ZM23 230V231H22ZM112 230H113V232H112ZM120 230V231H119ZM129 230H130V232H129ZM138 230V231H137ZM139 230H141V231H139ZM154 230H156V231H154ZM157 230L160 232H162V230H163V232H164V230H166L167 232H169V230H170V232L171 233H173V234H170V232L168 233V235H167V233L165 234H162L161 235V233H159V232H157ZM206 230V231H205ZM28 231V232H27ZM32 231V230H31ZM107 231V232H106ZM117 231V232H116ZM135 233H134V232ZM137 231V232H136ZM147 231H150V232H148L147 233ZM173 231V232H172ZM182 231L184 232V233H187V234H189V235H183V233H182ZM211 231V232H210ZM252 231V232H251ZM23 232H24V234H23ZM27 232V233H26ZM92 232V231H91ZM155 232H156V234H155ZM162 232V233H163ZM181 232V233H180ZM212 232H213V234H214V236H213V234H212ZM215 232V233H214ZM247 232V233H246ZM255 232V233H254ZM29 233V234H28ZM101 233V234H100ZM108 233V234H107ZM112 233V234H111ZM122 233V235H120ZM129 233H130V236H129ZM137 234V236H138V238H136V235H131V234ZM140 233H141V235H140ZM159 233V234H158ZM192 233L194 234V235H192ZM209 233H211V234H209ZM245 233V234H244ZM252 233V234H251ZM15 234L17 235L16 237H14L15 236ZM19 234V235H18ZM26 234H28V236H26ZM105 234V235H104ZM109 234H111V235H109ZM119 234V235H118ZM128 234V235H127ZM159 236H158V235ZM200 234H201V236H200ZM243 234L245 235L244 237H243ZM106 235H107V237H106ZM116 235V236H115ZM118 235V236H117ZM124 235H126V236H124ZM151 235H154V236H156V237H154V236H151ZM178 235V236H177ZM181 235V236H180ZM224 235V236H223ZM238 237H237V236ZM24 236V237H23ZM103 236V237H102ZM109 236H112V237H110L109 238ZM116 237V238H114V237ZM143 236V237H142ZM150 236V237H149ZM162 236V237H161ZM171 236H173L172 238H171ZM180 236V241L179 240H177V238ZM237 237V239L238 240H236V237ZM243 237V238H240V237ZM131 238V237H135L136 239H129V238ZM158 237H160V238H158ZM164 237H166V238H164ZM175 237V238H174ZM183 237V238H182ZM189 237V238H188ZM192 237H191V240H192ZM199 237H202V238H200L199 239ZM235 237V238H234ZM16 239L15 241L13 240V239ZM20 238V239H19ZM21 238H23L22 239V243H20L21 242ZM24 238H27L26 240L24 239ZM109 238V239H108ZM112 238V239H111ZM122 238H123V240H122ZM146 238V240H144ZM150 238H152L151 240H150ZM155 238H157L156 240V242H155ZM170 238V239H169ZM184 238H186V240L184 239ZM187 238L189 239V240H187ZM218 238V239H217ZM235 240H234V239ZM20 241H19V240ZM102 239H103V241H102ZM104 239H106V240H104ZM114 239V240H113ZM117 239V240H116ZM119 239V240H118ZM140 239H142V240H140ZM160 239H164L163 241L161 240L160 241ZM171 239H173V241H171ZM179 239V238H178ZM184 239V240H183ZM208 239V240H207ZM241 239V240H240ZM244 241H243V240ZM253 241H252V240ZM19 242H18V241ZM28 241L29 242V240H30V242L28 243L29 245H30V243H31V247H33V248H31V247H29V245H27V247H26V244H27V242H25V241ZM39 240V239H38ZM110 240H111V242H110ZM135 240V241H134ZM136 240H137V242H136ZM143 240H144V242H143ZM148 240H150L149 242H148ZM166 240V241H165ZM174 240H176V241H174ZM219 240V241H218ZM247 240V241H246ZM256 240V241H255ZM6 241V242H5ZM8 241V242H7ZM12 241H14V242H11ZM87 241V242H86ZM104 241H106V243L104 242ZM110 243H109V242ZM113 241V242H112ZM118 241H120V242H118ZM122 241V242H121ZM126 241V242H125ZM133 241H134V244H133ZM140 241V242H139ZM145 241H147V242H145ZM158 241H159V243H158ZM165 241V242H164ZM171 243H170V242ZM185 241H187L186 243H187V245H186V243H184ZM188 241H190L191 243H189ZM208 241V242H207ZM245 241H246V243H245ZM10 242V243H9ZM39 242V243H38ZM79 246V244H82V243H84V245L82 244V245H80L79 247L78 246H76V244ZM80 242V243H79ZM90 242V243H89ZM97 242H98V244H97ZM108 242V243H107ZM117 242V243H116ZM123 242H125V243H123ZM143 242V247H144V250H143V248H142V243ZM163 242V243H162ZM167 242H169V243H167ZM193 242V243H192ZM196 243V245L193 247L191 244H195ZM205 243L204 245L202 244V243ZM209 242H210V244H209ZM243 242V243H242ZM250 243V245H249V243ZM254 242H256V243H254ZM8 243V244H7ZM18 243H19V245H18ZM32 243H34V244H32ZM86 243H88V245L86 246ZM101 243V244H100ZM114 243V244H113ZM123 243V244H122ZM136 243L138 244V243H140V246H138V245H136ZM146 243H148V245L146 244ZM150 243L152 244V243H155L154 245H150ZM161 243V244H160ZM167 243V244H166ZM173 243V244H172ZM180 243H181V245H184L185 247H186V249H185V247L184 246H182L181 248H178L177 246H179L180 245ZM189 243V244H188ZM200 243V244H199ZM7 244V245H6ZM21 244H23V245H25V246H23V245H21ZM41 246H40V245ZM75 244V245H74ZM90 244V245H89ZM91 244H93L92 246L93 247H91ZM107 244H110V246H108ZM116 244V245H115ZM121 244L122 245H124V246H121ZM131 245L132 247H128V245ZM145 244V245H144ZM158 244V245H157ZM160 244V245H159ZM165 244H166V246H165ZM170 244H172V245H170ZM200 245V246H198V245ZM201 244H202V246H201ZM254 244V245H253ZM33 245V246H32ZM66 245H67V247H66ZM73 245V246H72ZM95 245H97L96 247H95ZM98 245H100V247H98ZM104 245V246H103ZM107 245V246H106ZM118 245V246H117ZM119 245H120V247H119ZM129 245V246H130ZM147 245V246H146ZM163 246V248H162V246ZM173 246V248H171L170 249V246ZM190 245V246H189ZM253 245V246H252ZM257 247H256V246ZM70 248H69V247ZM75 246V247H74ZM81 246H83V249L81 248ZM84 246H85V248H84ZM125 246H126V248H125ZM135 246H137L136 248H137V252L134 250V249H136L135 248ZM155 246V247H154ZM165 246V247H164ZM6 247H4V248H6ZM24 247V249H22ZM37 247V248H36ZM61 247V248H60ZM77 247V248H76ZM87 247H89V248H87ZM97 247H98V250H101V251H99V253L101 252V254H109L110 256H106V257H104V254H103V258L101 257V254H98V250H97ZM107 247V248H106ZM109 247H110V249H109ZM113 247V248H112ZM114 247H116V248H114ZM127 247L129 248V249H127ZM140 247V248H139ZM149 247V248H151L152 250H154L153 249V247L155 248V251L156 250H158L157 252H151L150 250L151 249H147V248ZM157 247V248H156ZM166 247H168V248H166ZM177 247V248H176ZM180 247V246H179ZM196 247V248H195ZM25 248H26V250H25ZM44 248H47V249H44ZM64 248H67V249H65V250H60V249H64ZM91 248H93V249H91ZM95 248V249H94ZM124 248H125V250H124ZM133 249L134 250V252H131L130 253V249ZM138 248H139V251H138ZM147 250H146V249ZM160 248H162V249H160ZM215 248V249H214ZM33 249V250H32ZM38 249V250H37ZM72 249H77V251H71ZM117 249V250H116ZM119 249H121V251L119 250ZM131 249V250H132ZM140 249H142L143 251H141ZM169 251H168V250ZM172 249H174V251H177V249L178 250H180L179 252L177 251V252H175L174 253V251L172 250ZM176 249V250H175ZM184 249H185V251H184ZM41 250H42V252H41ZM80 250H82V251H80ZM84 250V251H83ZM87 250V251H86ZM97 250V251H96ZM149 250V251H148ZM170 250H172V251H170ZM184 252H183V251ZM24 251H25V254H26V256L28 257H26L25 255H24ZM27 251V252H26ZM29 251V252H28ZM30 251H32V252H30ZM33 251H35V252H33ZM56 251H55V253H56ZM103 251V252H102ZM128 251V252H127ZM145 251H146V253H145ZM182 251V252H181ZM188 251V252H187ZM259 251V252H258ZM21 252H23V254L21 253ZM62 252H63V254H62ZM69 252H70V254H69ZM73 252V253H72ZM107 252V253H106ZM140 252V253H139ZM148 252V253H147ZM190 252V253H189ZM20 253V254H19ZM39 253H40V255H39ZM46 253V252H45ZM94 253V254H93ZM121 253H124V254H121ZM142 253V254H141ZM172 253H173V255H172ZM181 253H185L184 255H182V256H180V254ZM208 253V254H207ZM22 254V256H24V257H20V255ZM31 254H32V256H31ZM33 254H34V256H33ZM37 254H38V258L36 257L37 256ZM61 254V255H60ZM75 254V255H74ZM95 254H96V256H95ZM107 254V255H108ZM116 256H115V255ZM119 254V255H118ZM126 254H128V255H126ZM130 254H132V255H134V256H132V255H130ZM138 254V255H137ZM144 254V255H143ZM179 254V255H178ZM189 256H188V255ZM48 255H50V253H48ZM51 255H53V254H51ZM50 255V256H51ZM66 255V256H65ZM69 255H71V256H73L71 259H72V261H71V259H70V256ZM82 255V256H81ZM87 255V256H86ZM89 255H93V257L91 256H89ZM114 255V256H113ZM123 255H126V256H128V257H124ZM157 255V256H156ZM122 258H121V257ZM130 256H132V257H130ZM138 256H140V258H138ZM143 256V257H142ZM9 257H11V258H9ZM13 257V258H12ZM18 257H19V259H18ZM31 257V258H30ZM48 257V256H47ZM62 257V258H61ZM74 257H76L75 259H74ZM86 257V258H85ZM91 259H90V258ZM98 259V263L96 262L95 263V261L97 260L96 258ZM99 257V258H98ZM100 257H101V259H103L101 262L99 261V259H100ZM111 257V258H110ZM114 257H116V259L114 258ZM120 257V258H119ZM133 257L135 258V259H133ZM7 258H9V260L7 259ZM22 258V259H21ZM61 259L60 261H59V259ZM64 258V259H63ZM70 260V262H69V260ZM79 258V259H78ZM81 258L83 259V260H81ZM106 258H108V260L106 259ZM110 258V259H109ZM118 258V259H117ZM145 258V259H144ZM40 259V260H39ZM65 259L67 260V261H65ZM86 259V260H85ZM94 259V260H93ZM114 259V261H112ZM119 259H120V261L122 262H119ZM122 259H123V261H122ZM128 260V261H126V260ZM130 259H133L134 260V262L133 261H131ZM140 259V260H139ZM6 260H7V262H6ZM12 260H13V262H12ZM24 260V261H23ZM74 260V261H73ZM105 260V261H104ZM131 262H130V261ZM137 260V261H136ZM187 260V261H186ZM12 263H11V262ZM16 261V262H15ZM22 261V262H21ZM27 261V262H26ZM40 261V262H39ZM82 261H85V262H82ZM87 261H89V262H87ZM118 263H117V262ZM24 262V263H23ZM55 262V263H54ZM63 262V263H62ZM68 262V263H67ZM100 262V263H99ZM129 262V263H128ZM49 264V263H48Z\"/></svg>",
  "mask_w": 264,
  "mask_h": 264
},
{
  "label": "bare ground",
  "instance_id": "bare-ground-1",
  "mask_svg": "<svg viewBox=\"0 0 264 264\" xmlns=\"http://www.w3.org/2000/svg\"><path fill=\"white\" fill-rule=\"evenodd\" d=\"M9 1V0H8ZM80 1V0H79ZM100 1V0H99ZM145 1V0H144ZM152 1H155V3H156V1L157 0H152ZM152 1H151V3H152ZM113 2V1H112ZM115 2V1H114ZM117 2V1H116ZM118 2H120V1H118ZM130 2H132V1H130ZM10 3V2H9ZM83 3V2H82ZM134 3V2H133ZM145 3V2H144ZM154 3V4H155ZM25 4V3H24ZM63 4V3H62ZM79 4V3H78ZM128 4V3H127ZM130 4V3H129ZM139 4V3H138ZM153 4V5H154ZM160 4V3H159ZM13 5V4H12ZM68 5V4H67ZM83 5V4H82ZM86 5V4H85ZM109 5V4H108ZM112 5H114V4H112ZM117 4H115V6H116ZM131 6H132V3L130 4ZM135 5V4H134ZM148 5H150V3L148 4ZM147 5V6H148ZM153 5L151 6V8L152 9H154L153 8ZM7 6V5H6ZM5 6V7H6ZM9 6V5H8ZM19 6H21L20 4H18V6L17 7H19ZM51 6V5H50ZM114 6V7H115ZM117 6H120L119 4L117 5ZM124 6V5H123ZM131 6H129V7H131ZM136 6H137V4H136ZM162 6V5H161ZM241 6V5H240ZM14 7V6H13ZM17 7H15V9H17ZM31 7V6H30ZM40 7H41V5H40ZM66 7V6H65ZM105 7V6H104ZM112 7V6H111ZM113 7V8H114ZM135 7V6H134ZM149 7V6H148ZM155 7V6H154ZM238 7H239V5H238ZM21 7H19V9H20ZM41 8H43V7H41ZM41 8L39 9V10H41ZM45 8H47V7H45ZM44 8V9H45ZM99 8V7H98ZM116 8V7H115ZM124 10H127V9H129V8H127V9H125L124 7H122ZM4 9V8H3ZM6 9V8H5ZM4 9V10H5ZM14 8H12L11 10H13ZM15 9H14V11H15ZM25 9H27V8H25ZM29 9H31V8H29ZM43 9V10H44ZM51 9H52V7H51ZM50 9V10H51ZM54 9V8H53ZM60 9V8H59ZM100 9V8H99ZM98 9V10H99ZM105 9V8H104ZM109 9V8H108ZM117 9V8H116ZM136 9V10H135ZM135 9H133V11L135 10L136 12H138L139 10L137 9V8H135ZM151 9V10H152ZM18 10V9H17ZM33 10V9H32ZM31 10V11H32ZM42 10V11H43ZM46 10V9H45ZM62 10V9H61ZM65 10H68V8L67 9H65ZM107 10V9H106ZM138 10V11H137ZM142 10V9H141ZM0 18H1V15H3V23L2 24H0V38H3V37H6L8 34H7V32L9 31V28H8V25L9 24H11V25H9L10 27L14 24L13 22L15 21V18L13 19V18H9L8 17V15H7V11H9V9L5 12V11H3L1 8H0ZM14 11H12V13H9V15H14L13 14V12ZM20 11H21V9H20ZM28 11H30V10H28ZM30 11V12H31ZM35 11V10H34ZM33 11V12H34ZM49 11V10H48ZM56 11V9L54 10V12ZM58 11V10H57ZM60 11V10H59ZM58 11V12H59ZM63 11V10H62ZM102 11H103V8H102ZM112 11V10H111ZM113 11H114V9H113ZM119 12H120V10H118ZM143 11H145V9L143 10ZM240 11H242V10H240ZM11 12V11H10ZM24 12H26V11H24ZM23 12V13H24ZM53 12V11H52ZM53 12V13H54ZM64 12V11H63ZM62 12V13H63ZM77 12V11H76ZM99 12V11H98ZM98 12H96V15H97V13ZM101 12V11H100ZM110 12V11H109ZM114 12H116V10L114 11ZM114 12H112V13H110L111 14V19H112V14L114 13ZM118 12V13H119ZM124 12V11H123ZM130 12V11H129ZM128 12V13H129ZM223 12V11H222ZM15 13V12H14ZM22 13V15H26L25 13L23 14ZM28 13V12H27ZM36 13V12H35ZM35 13H34V15L33 16H35ZM41 13V12H40ZM49 13H50V11H49ZM52 13V14H53ZM68 13H70V11L69 12H67V14L66 15H68ZM102 13V12H101ZM106 13V12H105ZM105 13H104V11H103V13L102 14H104V16L106 17V15L108 16V12L106 13V15H105ZM117 13V12H116ZM122 12H120V14H121ZM127 13V14H128ZM131 13H132V11H131ZM147 13V12H146ZM154 14H155V12H153ZM160 13V12H159ZM20 15H21V13H19ZM19 14H17V16H20ZM60 14V13H59ZM99 14V13H98ZM109 14V15H110ZM119 14V15H120ZM127 14H125V15H127ZM136 15H138L137 13H135ZM153 14V15H154ZM64 13H63V15H61V16H63L64 17ZM71 15H72V13H71ZM75 15H77V17L79 16L78 14H75ZM74 15V13H73V15L72 16H70L69 18H71L70 20H77V17H74L75 19H72V17L73 16H75ZM85 15H86V13H85ZM94 15H95V13H94ZM115 15V14H114ZM118 15V14H117ZM116 15V16H117ZM118 15V16H119ZM125 15H122V18H123V16H125ZM129 15V17L130 16H132V15H130V14H128ZM134 15V14H133ZM135 15V16H136ZM150 15H151V13H150ZM149 15V16H150ZM155 15H157V14H155ZM154 15V16H155ZM260 15V14H259ZM11 16V17H12ZM27 16V15H26ZM81 16V15H80ZM88 16H89V14H88ZM98 16V15H97ZM96 16V17H97ZM104 16H103V18H104ZM134 16V17H135ZM140 16V18H141V15H139ZM143 16V15H142ZM192 16V15H191ZM235 16V15H234ZM241 16V15H240ZM4 17H6V18H4ZM22 17V16H21ZM57 17V16H56ZM81 17H84V19L86 18L85 16H81ZM90 17H91V15H90ZM120 17V16H119ZM133 17V16H132ZM144 17V16H143ZM10 20H9V19ZM23 18V17H22ZM25 18V17H24ZM27 18V17H26ZM34 18V17H33ZM39 18V17H38ZM58 18H62V17H57V19ZM79 18V17H78ZM98 18H100V16L98 17ZM101 18H102V15H101ZM118 18V17H117ZM116 18V19H117ZM121 18V17H120ZM139 18V17H138ZM147 18H148V16H147ZM174 18V17H173ZM260 18V17H259ZM6 19H8V20H6ZM17 19V18H16ZM32 19V18H31ZM30 19V20H31ZM68 19V17L66 18V20ZM80 19V18H79ZM84 19H82V20H84ZM88 19V20H87ZM111 19L109 20V21H111ZM124 19V18H123ZM122 19V20H123ZM125 19H127L126 17H125ZM129 19H131L132 20V18L130 17ZM128 19V20H129ZM134 19V18H133ZM136 19H137V17H136ZM135 19V20H136ZM143 19H145V18H143ZM152 19V18H151ZM200 19H201V17H200ZM245 19V18H244ZM256 19V18H255ZM264 19V18H263ZM5 20V21H4ZM60 20V19H59ZM62 20H65V19H62ZM61 20V21H62ZM75 20V21H76ZM86 20L87 21H90L91 22V20H94V18H92V19H89V18H86ZM107 20V18H106V21H104V24L108 21ZM128 20H125V21H128ZM140 20V19H139ZM156 20V19H155ZM202 20V19H201ZM206 20V19H205ZM227 20V19H226ZM247 20V19H246ZM22 21V20H21ZM24 21H25V19H24ZM27 21V20H26ZM25 21V22H26ZM34 21V20H33ZM41 21V20H40ZM39 21V22H40ZM68 21H69V19H68ZM74 21V22H75ZM96 21V20H95ZM108 21V22H109ZM119 21H121V20H119ZM118 21V22H119ZM133 21V20H132ZM131 21V22H132ZM137 21V23L139 22H141V20L140 21H138V20H136ZM135 21V22H136ZM143 21V20H142ZM148 21V20H147ZM152 21H153V19H152ZM157 21V20H156ZM187 21V20H186ZM24 22V23H25ZM56 22H58V20L56 21ZM66 22V21H65ZM65 22L63 21V24H65ZM70 22V21H69ZM79 22V21H78ZM89 22V23H90ZM99 22H101V21H99ZM98 22V23H99ZM116 22V21H115ZM134 22V21H133ZM131 23V24H128L127 22H125L127 25H129L128 27L126 26V27H124V28H127L126 29V31L128 30H132L133 28H132V26L131 25H134V23ZM179 22H181V21H179ZM185 22V21H184ZM190 22H192V21H190ZM0 23H1V21H0ZM18 23H19V21H18ZM21 23V22H20ZM32 23H35V22H32ZM48 23V22H47ZM54 23V22H53ZM53 23H52V25H46V26H53ZM60 23V22H59ZM71 23V22H70ZM80 23V22H79ZM82 23H84V21H82ZM81 23V24H82ZM97 22H95V24H96ZM98 23L96 24V27L98 26ZM102 23V22H101ZM112 23V22H111ZM111 23H109V24H111ZM113 23H114V21H113ZM122 23H124L123 21L121 22V24ZM137 23H135V25L137 24ZM148 22H146V24H147ZM156 23V22H155ZM187 23V22H186ZM252 23V22H251ZM260 23V22H259ZM23 24V23H22ZM50 24V23H49ZM62 24V23H61ZM76 24H78V23H76ZM91 24H92V22L90 23V25H88V27H87V30L89 29V26H91ZM93 24H94V22H93ZM107 24V23H106ZM114 24H116V23H114ZM118 24H120V23H118ZM125 24V25H126ZM141 24H144L145 25V23H141ZM190 24V23H189ZM225 24V23H224ZM32 25H34V24H32ZM37 25V24H36ZM57 25V23H55V29H54V26H53V29L56 31L57 29L56 28H58V26H56ZM60 25V24H59ZM66 25V24H65ZM69 24H67V26H68ZM71 25V24H70ZM69 25V27H71V26H73V25H71L70 26ZM75 25V24H74ZM85 25H87V24H85ZM102 25V24H101ZM111 25H113V24H111ZM143 25V26H144ZM156 25V24H155ZM180 25V24H179ZM35 26V25H34ZM33 26V27H34ZM67 26H63L64 28L65 27H67ZM78 26H80L79 24H78ZM82 26H83V24H82ZM93 26V25H92ZM108 26H110V25H108ZM119 26H121V25H119ZM123 26V25H122ZM121 26V27H122ZM225 26V25H224ZM233 26V25H232ZM14 26H12V28H13ZM16 27H18V26H16ZM16 27H14L15 29H17ZM32 27V26H31ZM36 27V29H37V26H35ZM35 27H34V29H35ZM42 27V26H41ZM74 27V26H73ZM77 27V26H76ZM84 27H86V26H84ZM84 27H83V29H84ZM95 27V28H96ZM101 27H103V26H101ZM100 27V29H99V26H98V29L100 30H98V29H95L94 31H99V32H102L103 30V28H101ZM117 26H115L114 28H116ZM120 27V28H121ZM129 27H131L132 29H130ZM190 27H191V25H190ZM226 27V26H225ZM12 28H10V30L12 29ZM25 27H23V29H24ZM39 28H40V26H39ZM38 28V29H39ZM49 28V29H48ZM62 27H60V30H62V32H63V29H61ZM68 28V27H67ZM77 28H79V27H77ZM77 28H74V29H76L77 31L76 32H78V34H79V30H80V32L82 33H80L79 34V36L80 37H82V35H84L83 33H86V32H84V30H81L80 28L79 29H77ZM91 28V27H90ZM94 28V27H93ZM112 28V27H111ZM110 28V29H111ZM119 28V27H118ZM123 28V29H124ZM129 28V29H128ZM188 28V27H187ZM224 28V27H223ZM232 28V27H231ZM27 29V28H26ZM33 29V33L32 32H29V27H28V31H26V33H28V34H31V35H25V34H23V35H21L22 37H20V35H19V39H20V41H19V43L20 42H22V43H20L21 45H18V47L19 46H21V47H19V49H18V47H16L15 49L17 50L18 49V52H20V53H22V55H20V56H24V55H26L27 54V52L26 51H28L29 53H31L32 54V51L31 50H33V49H35V48H39L38 49V51L40 50V48L41 47H46V48H48L47 46H50L51 45V47H50V50L52 49V45H53V47H55V46H57L56 47V49L57 48H59V46H61L59 43V46L57 45V43H56V34H52L53 32H54V30H53V32L50 30V27H44V25H43V28L42 29H44V30H39V31H37V30H34ZM70 29H72V28H70ZM86 29V28H85ZM92 29V28H91ZM90 29V30H91ZM107 29V28H106ZM113 29V28H112ZM122 29V28H121ZM189 29V28H188ZM250 29V28H249ZM13 31H14V29H12ZM68 29H65L64 31H67ZM119 30V29H118ZM117 30V31H118ZM125 30V29H124ZM152 30V29H151ZM225 30V29H224ZM252 30V29H251ZM7 31V32H6ZM30 31H32V29L30 30ZM36 31V32H35ZM70 31V30H69ZM73 32L75 31V30H72ZM71 31V32H72ZM109 31V30H108ZM114 31V30H113ZM116 31V30H115ZM116 31V32H117ZM232 31V30H231ZM9 32H11V31H9ZM60 32V31H59ZM88 32H90L89 30H88ZM91 32H93V31H91ZM90 32V33H91ZM105 32H106V30H105ZM109 32H111V31H109ZM109 32H107V34L109 33ZM118 32H121V31H118ZM130 32V31H129ZM129 32H126V33H129ZM133 32V31H132ZM151 32V31H150ZM175 32V31H174ZM188 32V31H187ZM191 32V31H190ZM193 32V31H192ZM242 32V31H241ZM2 33H4V35L2 34ZM22 33H24L23 31H21L20 32V34H22ZM64 33V32H63ZM63 33L62 34H60V35H63ZM66 33V32H65ZM68 34L70 33V32H67ZM96 33V32H95ZM94 33V34H95ZM98 33V32H97ZM229 33V32H228ZM253 32H251V34H252ZM13 34V33H12ZM14 34H15V32H14ZM13 34V35H14ZM16 34H19V33H16ZM59 33H57V35H58ZM74 34H75V32H74ZM72 35V36H77L78 34L76 33V35ZM86 34H88V33H86ZM92 34V33H91ZM90 34V35H91ZM99 34H101L100 36H102L103 38L105 37V35H107L106 33H105V35H102V33H99ZM113 34V33H112ZM115 34V33H114ZM130 34V33H129ZM143 34V33H142ZM223 34V33H222ZM11 35V33L9 34V36ZM59 35V36H60ZM93 35V34H92ZM109 35V34H108ZM107 35V36H108ZM110 35H111V33H110ZM120 36L122 35L121 33L119 34ZM130 35H132V34H130ZM188 35V34H187ZM246 35V34H245ZM16 35H14V37H15ZM26 36V37H25ZM78 36V37H79ZM88 36V35H87ZM98 36L99 35H97V37L96 38H98ZM107 36H106V38H107ZM119 36V37H120ZM122 36H125V34L124 35H122ZM239 36V35H238ZM14 37L12 38L11 37V41H10V37H6V39H8L7 41H6V44H4L5 43V41L3 40V44L6 46L5 48L6 49H8V50H0V51H3V53L5 52L7 55L5 56V54H2V52L0 53L1 55H3V56H5V57H8L10 54V52L8 53V51H9V49H13L15 46H17L16 44H19L18 42H15L14 40L12 41V39H14ZM16 37H18V36H16ZM66 37V39H64V38ZM62 37V39H64V40H68V39H70V41H72L73 39H71V37L69 38L68 37V39H67V36H63ZM73 37V38H74ZM84 38L83 39H86L87 40V38H89V37H87V38H85V36H83ZM92 37V36H91ZM101 37V38H102ZM110 37V36H109ZM126 37V36H125ZM132 37V40H133V37H134V35L133 36H131ZM58 38V37H57ZM76 38V37H75ZM93 38H94V40H95V37H94V35H93ZM93 38H92V40H93ZM100 38V39H101ZM102 38V39H103ZM111 38V37H110ZM110 38H108V39H110ZM118 38V37H117ZM122 38V37H121ZM127 38H128V36H127ZM130 38V37H129ZM141 38V37H140ZM246 38V37H245ZM244 38V39H245ZM19 39H17V41L19 40ZM81 40H82V38H80ZM99 39V38H98ZM105 39V38H104ZM113 39L114 38H112V40L111 41H113ZM115 39H116V36H115ZM136 39V38H135ZM146 39V38H145ZM58 40V39H57ZM60 40V39H59ZM58 40V41H59ZM64 40H63V42H62V45L63 46H65V47H67V44L69 43V42H67V41H65V42H67V44L65 43V44H63L64 43ZM81 40H79V41H81ZM85 40V41H86ZM93 40V41H94ZM97 40V39H96ZM95 40V41H96ZM143 40V39H142ZM78 41V43H80ZM84 41V40H83ZM82 41V42H83ZM87 41H91V39L90 40H87ZM105 41L106 40H103V42L105 43ZM108 41V40H107ZM106 41V42H107ZM110 41V42H111ZM118 41V40H117ZM127 41V40H126ZM125 41V42H126ZM149 41V40H148ZM240 41V40H239ZM72 42H74L75 43V40L74 41H72ZM100 42V41H99ZM103 42H101V43H103ZM120 42V41H119ZM119 42H117V44L119 43ZM122 42V41H121ZM128 42V41H127ZM126 42V43H127ZM169 42V41H168ZM252 42V41H251ZM78 43L76 42V44H77V47L79 48L80 46L79 45H82V43H80L79 45H78ZM96 43H98L97 41H96ZM100 43V44H101ZM124 43V41L121 43L122 45L121 46H127V44H123ZM2 44V45H3ZM87 44V43H86ZM85 44V45H86ZM108 44H109V42H108ZM113 44V43H112ZM128 44H130V43H128ZM133 44H134V42H133ZM139 44V43H138ZM170 44V43H169ZM70 46H68V49L71 47V44H69ZM73 45V44H72ZM84 45V46H85ZM88 45V44H87ZM86 45V47H90V46H87ZM91 45H92V43H91ZM102 45V44H101ZM100 45V46H101ZM149 45V44H148ZM211 45H214V44H211ZM63 46H61L62 48H63ZM74 46V45H73ZM94 46H99L98 44H95L94 43ZM93 46V47H94ZM107 46V45H106ZM109 46V45H108ZM129 46H131V45H129ZM150 46V45H149ZM61 47H60V49H61ZM85 47V48H86ZM105 47V46H104ZM104 47H102V48H104ZM120 47V46H119ZM2 48H3V46H2ZM1 48V49H2ZM20 48H22V49H20ZM43 48L41 49L42 51H43ZM45 48V50H47L48 51V49H46ZM78 48H76L75 47V49H78ZM82 49L84 48V47H81ZM95 48V47H94ZM102 48L100 49V50H102ZM110 48V47H109ZM125 48V47H124ZM155 48V47H154ZM223 48V47H222ZM226 48V47H225ZM54 49V48H53ZM52 49V50H53ZM67 49V48H66ZM66 49H61L62 51L64 50H66ZM67 49V50H68ZM70 49H72V48H70ZM87 49V48H86ZM86 49L85 50H82L84 53H86L85 51H86ZM90 49H91V47H90ZM90 49H89V51H90ZM96 49H98V47L96 48ZM115 49H117V46H115ZM121 49H123L122 47H121ZM120 49V50H121ZM178 49V48H177ZM208 49V48H207ZM51 50V51H52ZM55 50V49H54ZM53 50V51H54ZM81 50V49H80ZM88 50V49H87ZM92 50V49H91ZM94 51H95V49H93ZM93 50L92 51H90V53L91 52H93ZM104 50V49H103ZM106 50V49H105ZM103 51V52H105V53H107L106 51ZM113 50V49H112ZM119 50V52H122V51H120ZM125 50H127V49H125ZM133 50V49H132ZM139 50V49H138ZM146 50V49H145ZM150 50V49H149ZM182 50V49H181ZM11 51V50H10ZM22 51H24L26 54H23L24 52H22ZM31 51V52H30ZM42 51H40L41 52V56L43 55V54H46V53H44V52H42ZM46 51V52H47ZM49 52L48 51V54L49 53H53V51L52 52ZM56 51V50H55ZM63 51V52H64ZM69 51V50H68ZM72 51V50H71ZM107 51H108V49H107ZM110 51V50H109ZM123 51H124V49H123ZM14 52H15V50H14ZM13 52V54L15 55V54H18V53H14ZM33 52H34V50H33ZM35 52H36V50H35ZM39 52V53H40ZM57 52L59 53V51L57 50ZM62 52V53H63ZM78 52V51H77ZM77 52H76V54H77ZM81 52V51H80ZM80 52H79V54H80ZM100 52V51H99ZM116 52H118V51H116ZM125 52V51H124ZM129 52V51H128ZM127 52V53H128ZM137 52V51H136ZM223 52V51H222ZM229 52V51H228ZM27 54V56L28 55H30V54ZM37 53V52H36ZM43 53V54H42ZM61 53V52H60ZM67 53V52H66ZM74 54H75V52H73ZM73 53H70V54H73ZM82 53V52H81ZM87 53H88V51H87ZM98 53V52H97ZM96 53V54H97ZM112 53V52H111ZM114 53V52H113ZM112 53V54H113ZM130 53V52H129ZM134 53V52H133ZM132 53V54H133ZM144 53V52H143ZM152 53V52H151ZM227 53V52H226ZM11 54H12V51H11ZM54 54V53H53ZM57 54V53H56ZM64 54H65V52H64ZM76 54H75V58H76ZM89 54V53H88ZM100 54V53H99ZM110 54V53H109ZM138 52H137V56H138ZM153 54V53H152ZM231 54V53H230ZM35 55H37V54H32V57L33 56H35ZM51 55V54H50ZM50 55L48 56V58H50ZM63 55V54H62ZM69 55V54H68ZM82 55H83V53H82ZM81 55V56H82ZM90 55V54H89ZM107 55V54H106ZM123 55V54H122ZM136 55H133V56H136ZM145 55V54H144ZM143 55V56H144ZM148 55V54H147ZM157 55V54H156ZM182 55V54H181ZM180 55V56H181ZM13 56V55H12ZM11 55H10V59H11V61L13 60V59H15L16 57H12ZM27 56H26V59H27ZM38 56H39V54H38ZM46 56V55H45ZM44 56V57H45ZM53 56H55V55H53ZM59 56V55H58ZM66 56V55H65ZM85 56V55H84ZM92 56H93V54H92ZM97 56V55H96ZM95 56V52H94V56H93V58L94 57H96ZM101 56H102V54H101ZM112 56V55H111ZM142 56V57H143ZM151 56V55H150ZM230 56V55H229ZM19 57V55L17 56V58ZM57 57V56H56ZM64 57V56H63ZM62 57V58H63ZM68 57H71V56H68ZM74 57V56H73ZM83 57V56H82ZM90 57V56H89ZM98 57H100V55L99 56H97V59H98ZM104 57V56H103ZM106 57V56H105ZM110 57V56H109ZM119 57H120V60H121V56L119 55ZM125 57H126V55H125ZM124 56L122 57V58H125ZM129 57V55H127V57L126 58H128ZM131 57H132V55H131ZM146 57V56H145ZM144 57V58H145ZM149 57V56H148ZM148 57H146V58H148ZM153 57V55L151 56V58ZM177 57V56H176ZM20 59H22L21 57H19ZM31 58V57H30ZM29 58V60H32V58L30 59ZM35 58V57H34ZM48 58H47V61H49V60H51V59H49L48 60ZM52 58H54V57H52ZM58 58H60V57H57L56 59H58ZM61 58V59H62ZM64 58H66V57H64ZM77 58H80V55H78L77 56ZM91 58V60H92V57H90ZM89 58V59H90ZM102 58V57H101ZM100 58V59H101ZM116 58V57H115ZM138 58H141V57H138ZM161 58V57H160ZM159 58V59H160ZM163 58V57H162ZM161 58V59H162ZM165 58V57H164ZM173 58H174V56H173ZM172 58V59H173ZM2 59H3V57H2ZM2 59H0L1 61H0V64H3L2 63ZM25 59V58H24ZM36 59L38 60L39 59V57L37 58L36 57ZM81 59H83V58H81ZM79 60V59H76V61H74L73 63V65L71 64V66H69L68 64H69V62L67 61V65L69 66V67H65L66 66V64H64L62 67H60V66H58V65H53V64H56V63H53L52 64V62H54L55 61V59L54 60H52V62H51V64H50V67H46L47 68V70H46V68H45V70H40V71H42L41 73H38L37 74V72H39L38 70H37V72H35L36 73V75H37V77L35 78L36 80H30L29 78H27L29 75L27 74V75H25L27 72H28V70H30V69H26L25 70V68H24V70H21V68H22V66H20V65H16V61H14L15 62V66L13 65L14 63H12L11 61V63H12V65L14 66V68H15V70H13V69H11V67H9V65H6V67L8 66L9 67V69H11L12 71H10V70H8V73L10 72V77H14V78H16V76H21L20 78L19 77H17V81H12V83L10 82H8L7 84H5V83H1V77L3 76V74H1L0 76V114H4L3 116L1 115L0 116V257H4V255L3 256H1L2 255V253L3 254H5V255H13V257L14 256H16L17 255V248L18 249H21V247L19 248V246L17 247V242L16 243H12V242H14L16 239L14 238L13 240L14 241H10L11 243H12V245H10L9 247H6V246H4V239H6V238H9V236H11V239L10 240H12V238H13V236L12 235H14V233L15 232H17V231H10L9 230V228L7 227V225L8 224H13V228H17V226L19 227V228H22V227H26V225L28 224V226L30 227V228H32L31 230H30V232H31V234H29V236H28V234H26V236H28V238L29 239H31V240H34V243H35V241H44V242H48V243H46L45 245H40L41 247H38L39 249H42L43 248V246H46V247H49V249L50 248H55V245H57L58 244V242H59V244L61 243V244H64V247H65V243H69V241H84V240H90V242L91 241H97L100 237L98 236L99 235V232L101 231V230H103V229H105L106 227L108 228L109 227V224L111 225V228H110V231H111V229H112V227L114 226L113 225V222L115 223V222H118V221H120V220H118V218H120V217H117V214H118V216H120V215H123V214H120L119 215V213L121 212L122 213V211H124V210H121V209H119V206H117L118 207V210H117V212H115V205L113 206L112 204H113V202H116L115 200H114V198H113V201H111L110 199V201L108 200V198H110L111 197V193L110 192H112V189L114 190H116V189H118V188H122V186H120V184L121 183H119L120 181H121V179H123L122 177H124L125 176V174L127 173V170L129 169H127L126 168V171H123L124 169H122L121 168V170H120V166L119 165H117L116 163L114 164V165H117V166H119V169H117V167L116 168H114V166H113V164H110L109 165V161H107V160H105V161H107V162H105L104 161V163H102V166H101V168L99 169V167H97V168H95L94 167V164L95 163H99V164H101V162H98L100 159H101V157L103 156L102 155V152H104L105 154V156H109L110 158H114L115 156H117V157H119V158H125V163L127 164V161L129 160V161H132L131 160V158H134V155H135V158H136V154H140V151L142 152L143 151V149L144 148H142V147H140L141 146V141L142 140H144V142H146L145 140H155L153 143H155V142H157V143H155V144H158V143H160V141H164L165 140V137L167 136V134L169 133V135L171 134L172 135V133H174L175 132V136H179V135H176L179 131H178V126H177V124H175V125H171L170 123L169 124H165L166 122H170V121H168V119H167V121L165 122L164 120H162V119H164L165 118V112H167V111H165V109H171L172 108V111H174L173 110V108H174V103L173 102H175V101H170L171 99H169L168 100V95L166 94V96H167V101L168 102H163V103H161L162 101H160V104L161 105H159L160 107H157V108H154V109H156V110H154V113H152V115L156 118V119H159L158 121H159V124H155L154 122V125H153V123L150 121V118H152L151 116L152 115H148V114H150L148 111L149 110H151V109H149V105L151 104V102H147L148 101V99L146 98L145 100H147V101H145L144 100V102H143V104H142V100H138L139 99V95L138 96H136V95H133V94H123V95H121V97L120 96H116V95H108V96H102L100 93L99 94H96V93H92L91 91H93L94 89H91V91H87L86 89H85V86L87 87V85H85L84 86V89L86 90H84V93H81V94H74L73 93V90L75 89H73V87L71 86V84L69 85V81H67L68 80V78H69V76L67 75V72H69V71H66L65 69H67V70H69V69H71V70H73V71H76V72H78V73H80V74H87V71L90 69L89 67H91L92 65H93V63H94V60H93V62L91 61V63L92 64H89L88 62H90V60L88 61V58L87 59H83V60ZM95 59V58H94ZM96 59V60H97ZM100 59H98V60H100ZM175 59V58H174ZM176 59H178V58H176ZM175 59V61H177ZM7 60H9V58H7ZM34 60V59H33ZM42 60V59H41ZM40 60V61H41ZM45 60H46V57H45ZM65 60H67V59H65ZM70 60V59H69ZM77 60H79V61H77ZM96 60H95V62H96ZM97 60V61H98ZM103 60V59H102ZM116 60H119V59H117L116 58ZM131 60H132V58H131ZM131 60H129V61H131ZM141 60V59H140ZM139 60V61H140ZM148 60V59H147ZM164 60V59H163ZM168 61V63L170 64V58H168L167 59ZM5 62H6V60H4ZM3 61V62H4ZM58 61V60H57ZM71 61H72V59H71ZM106 61V60H105ZM152 61V60H151ZM154 61V60H153ZM156 61V60H155ZM158 61V60H157ZM156 61V62H157ZM164 61H166V60H164ZM173 61V60H172ZM10 62H8V63H10ZM27 62H29V61H25V63H27ZM30 62H32V61H30ZM56 62V61H55ZM59 62V61H58ZM63 62V61H62ZM109 62V61H108ZM107 62V63H108ZM117 62V61H116ZM132 62V61H131ZM137 62V61H136ZM143 62H144V60H143ZM147 62V61H146ZM161 62H162V60H161ZM17 63H19V62H17ZM21 63V65H23L24 63H23V61L22 62H20ZM23 63V64H22ZM38 63V62H37ZM37 63H36V65H37ZM40 63H43V60L40 62ZM46 63V62H45ZM44 63V64H45ZM49 63H50V61H49ZM49 63H47V64H49ZM60 63V62H59ZM63 63H66V61H64ZM62 63V64H63ZM106 63V62H105ZM123 63V62H122ZM126 63V62H125ZM145 63V62H144ZM148 63V62H147ZM151 63H153V62H151ZM159 63V62H158ZM166 63V62H165ZM175 63V62H174ZM234 63V62H233ZM5 64V63H4ZM7 64V63H6ZM33 64H35L34 63V61H33ZM32 64V65H33ZM44 64H40V65H44ZM61 64V65H62ZM96 64V63H95ZM99 64H101V63H99ZM109 64V63H108ZM111 64V63H110ZM129 64V63H128ZM127 64V65H128ZM154 64V63H153ZM156 64V63H155ZM29 66L31 65V64H28ZM51 65L52 66H54V67H51ZM89 65H91V66H89ZM114 64H112L111 66H110V68H112V66H113ZM120 65V64H119ZM126 65V66H127ZM147 65V64H146ZM233 65H235V64H233ZM241 65V64H240ZM245 65V64H244ZM244 65H242V66H244ZM2 66V65H1ZM0 66V67H1ZM11 66V65H10ZM13 66H12V68H13ZM18 66L20 67V69L18 68ZM34 66V65H33ZM33 66H31V67H33ZM58 66V67H57ZM96 65H94L93 67H95ZM97 66H100V65H98L97 64ZM149 66V65H148ZM151 66V65H150ZM158 66H159V69H160V66L161 65H159L158 64ZM157 66V67H158ZM164 66V64L162 65V67ZM170 66V65H169ZM196 66V65H195ZM264 66V65H263ZM23 67H28V66H23ZM30 67V68H31ZM37 67V66H36ZM104 67V66H103ZM130 67V66H129ZM142 67H143V69L145 68L144 67V65H142ZM162 67H161V70H162ZM173 67V66H172ZM246 67H248V66H246ZM4 68H5V66H4ZM18 68V69H17ZM59 68V69H58ZM63 69L64 68V73L63 74H66V75H62L61 76V78L62 79H67V80H62V84L63 83H65V84H63L64 85V90L65 89H67L68 90V92H69V89L70 88H72L73 90H71L70 91V99L68 100L67 99V96H65L66 98L65 99H67V101H66V103H64L65 101L63 100V104L64 105H62V104H60V105H62L61 107H59V106H57L58 104H56V106H54V107H52L51 108V103L52 102H54V103H56V91H55V89H56V87L57 88H60V84L61 83H57V82H60V81H58V80H55L54 78H53V74H54V72H56V71H58V70H60V69ZM100 68L102 69V66H100ZM107 68V67H106ZM147 68V67H146ZM164 68V67H163ZM198 68V67H197ZM242 68V67H241ZM245 68V67H244ZM262 68V67H261ZM2 69H3V67H2ZM1 69V70H2ZM41 69V68H40ZM54 69H56L55 71H54ZM58 69V70H57ZM61 69V70H62ZM122 69V68H121ZM124 69H125V66H124ZM123 69V71H125ZM178 69V68H177ZM181 69V68H180ZM227 69V68H226ZM240 69V68H239ZM94 70V69H93ZM99 70V69H98ZM134 70V69H133ZM141 70V69H140ZM153 70V69H152ZM156 70V69H155ZM24 71H26V73L24 72ZM33 71H36V70H33ZM32 71V72H33ZM63 71H61V72H63ZM92 71V70H91ZM108 71V70H107ZM112 71H114V70H112ZM116 71V70H115ZM117 71H119V70H117ZM134 71H136V70H134ZM133 71V72H134ZM138 71V70H137ZM147 71H149V70H147ZM151 71V70H150ZM160 70H158V72H159ZM173 71V70H172ZM178 71V70H177ZM194 71V70H193ZM241 71V70H240ZM31 71H29V73H30ZM60 72V73H61ZM90 72V71H89ZM108 72H110V71H108ZM128 72V71H127ZM130 72V71H129ZM146 72V71H145ZM151 72H153V71H151ZM183 72V71H182ZM214 72V71H213ZM3 73V72H2ZM6 73H7V71H6ZM111 73H116V72H110L109 73V75L111 74ZM119 73H122V72H118V74ZM126 73V72H125ZM138 73V72H137ZM141 73V72H140ZM142 73H143V71H142ZM156 73V72H155ZM173 73V72H172ZM201 73V72H200ZM229 73V72H228ZM5 74V73H4ZM108 74V73H107ZM117 74V73H116ZM132 74V73H131ZM147 74V73H146ZM186 74V73H185ZM230 74V73H229ZM33 75V74H32ZM99 75V74H98ZM104 75V74H103ZM127 75V74H126ZM141 75V74H140ZM148 75V74H147ZM151 75V74H150ZM159 75V74H158ZM171 75V74H170ZM179 74H175V76H178ZM180 75H181V73H180ZM225 75V74H224ZM248 75V74H247ZM253 75V74H252ZM24 76V77H23ZM25 76H27V77H25ZM31 76V75H30ZM83 76V75H82ZM94 76V75H93ZM106 76H108V75H106ZM128 76H130V75H128ZM136 76V75H135ZM138 76V75H137ZM172 76H174V75H172ZM182 76V75H181ZM228 75L226 74V77H227ZM231 76V75H230ZM237 76V75H236ZM238 76H239V74H238ZM242 76V75H241ZM244 76V75H243ZM257 76V75H256ZM4 77V76H3ZM6 77H8V76H6ZM5 77V82H7V81H9V80H6L7 78ZM10 77H8V78H10ZM100 77V76H99ZM109 77V76H108ZM107 77V78H108ZM111 77V76H110ZM142 77V76H141ZM141 77H139L140 79H141ZM184 77V76H183ZM199 77V76H198ZM264 77V76H263ZM56 78V77H55ZM174 78V77H173ZM187 78V77H186ZM201 78V77H200ZM233 78V77H232ZM78 79V78H77ZM83 79V78H82ZM147 78H145V80H146ZM246 79V78H245ZM254 79V78H253ZM4 80V79H3ZM11 80H13V78L11 79ZM10 80V81H11ZM15 80V79H14ZM75 80V79H74ZM100 80V79H99ZM150 80H152L151 78H150ZM235 80V79H234ZM259 80V79H258ZM18 81H22L20 84H19V82ZM75 81H77L78 82V80H75ZM98 81V80H97ZM102 81V80H101ZM109 81H110V79H109ZM152 81H155V80H152ZM151 81V82H152ZM211 81V80H210ZM74 82V81H73ZM73 82H71V83H73ZM77 82H75V83H77ZM89 81H84V83H81V82H79L80 84H78V85H76L75 84V86H78L79 87V85H81V84H90V82H92V81H90L89 83H88ZM105 82V81H104ZM107 82V81H106ZM198 82H200V81H198ZM217 82V81H216ZM233 82V81H232ZM20 85H18V84ZM99 83V82H98ZM108 83V82H107ZM110 83V82H109ZM148 84H150L149 82H147ZM154 83V82H153ZM153 83H151V84H153ZM230 83V82H229ZM61 84V85H62ZM100 84V83H99ZM150 84V85H151ZM155 84V83H154ZM158 84H160V83H158ZM158 84H156V86L158 85ZM166 84V83H165ZM171 84L172 83H170V85L169 86H171ZM199 84V83H198ZM14 85H18V86H14ZM73 86H74V83L72 84ZM101 85V84H100ZM103 85V84H102ZM120 85V84H119ZM140 85V84H139ZM144 85V84H143ZM163 84H161L160 86H162ZM178 85H180L179 83H178ZM177 85V86H178ZM59 86V87H58ZM67 88H66V87ZM92 86V85H91ZM95 86V85H94ZM99 86V85H98ZM111 86V85H110ZM145 86H146V84H145ZM149 86V85H148ZM154 86V85H153ZM152 86V87H153ZM156 86H155V88H156ZM167 86V85H166ZM184 86V85H183ZM250 86V85H249ZM70 87V88H69ZM82 88H83V86H81ZM127 87V86H126ZM140 87V86H139ZM143 87V86H142ZM147 87V86H146ZM151 86L149 87V88H151V89H149V91L150 90H153V88H152ZM162 87H164V86H162ZM162 87H160V88H162ZM168 87V86H167ZM173 87H174V85H173ZM223 87V86H222ZM88 88V87H87ZM90 88H98V87H90ZM107 88V87H106ZM105 88V89H106ZM109 88V87H108ZM118 88V87H117ZM129 88V87H128ZM141 88V87H140ZM144 89H145V87H143ZM155 88H154V90H155ZM168 88H170V87H168ZM207 88V87H206ZM80 89V88H79ZM78 89V90H79ZM132 89H133V87H132ZM182 89V88H181ZM59 90V89H58ZM57 90V91H58ZM60 90H62V88L60 89ZM82 90V89H81ZM98 91H99V89H97ZM96 90V91H97ZM102 90H104V89H102ZM137 90L139 91V90H141V89H138V87H137ZM136 90V91H137ZM143 90V89H142ZM157 90V89H156ZM164 90V89H163ZM163 90H159V92L160 91H163ZM170 90V89H169ZM168 90V91H169ZM172 90V89H171ZM187 90V89H186ZM193 90V89H192ZM217 90V89H216ZM229 90V89H228ZM75 91V90H74ZM165 91V90H164ZM164 91L162 92V93H164ZM188 91V90H187ZM200 91V90H199ZM61 92V91H60ZM95 92V91H94ZM100 92H101V90H100ZM115 92V91H114ZM152 92V91H151ZM158 92V93H159ZM179 92V91H178ZM181 92V91H180ZM197 92V91H196ZM201 92V91H200ZM211 92H213V93H215L214 92V90L213 91H211ZM227 92V91H226ZM234 92V91H233ZM45 94L46 95V97L48 98V99H54L55 101H52V102H50V103H48L50 106V108L49 109H47L44 105H42V106H44L45 108H44V110H45V112L46 113H44V117L42 116V117H39L38 119H34L35 118V116L37 117V115L38 116H40L39 114H37L36 112L37 111H41L42 112V110H38V108H35V109H37L36 110V112H35V110H32L31 108H30V110H32V112L34 111V113H36L37 115H34V121L36 122V124H35V122H34V126H36L37 125V127H36V131H34V127H33V125H31L33 128V132H34V134L32 135V132H29L30 133V135L28 134V133H24V131L21 129V127H23L22 125H24V124H26L25 125V127H27L28 125H27V123H28V121H26V123H25V118H26V114H27V112H26V110H28L27 108L28 107H30V105L28 106V104H32V101H35V97H37L36 95H40L41 96V94ZM66 93V92H65ZM129 93V92H128ZM133 93V92H132ZM135 93V92H134ZM142 93L143 94H141V95H144V94H146V92L144 93V91H142ZM150 93V92H149ZM168 93V92H167ZM184 93V92H183ZM188 93H189V91H188ZM186 94V95H189V94ZM206 93H207V91H206ZM58 94L60 95V93H59V91H58ZM61 94H63V93H61ZM152 94H156V93H152ZM151 94V95H152ZM169 94V93H168ZM180 94H182V93H180ZM202 94H203V91H202ZM210 94V93H209ZM56 95V96H55ZM68 95V94H67ZM148 95V94H147ZM159 95H160V93H159ZM177 95V94H176ZM183 95V94H182ZM191 95V94H190ZM189 95V96H190ZM44 96V95H43ZM61 96V95H60ZM150 96V95H149ZM174 96H175V94H174ZM173 96V97H174ZM197 96H198V94H197ZM214 96V95H213ZM216 96V95H215ZM218 96H221V95H218ZM58 97V96H57ZM143 97L144 96H142L141 98L143 99ZM146 97V96H145ZM152 97V96H151ZM156 97V99H158L157 98V95L155 96ZM160 97V96H159ZM165 97V96H164ZM164 97H162V99H161V97H160V100H164L165 98ZM172 97V98H173ZM184 97V96H183ZM209 97V96H208ZM222 97V96H221ZM237 97V96H236ZM140 98V99H141ZM164 98V99H163ZM185 98V97H184ZM190 98V97H189ZM205 98V97H204ZM218 98V97H217ZM216 97H215V99H217ZM62 98L60 97V100H61ZM150 99V98H149ZM154 99V102L156 101L155 100V98H153ZM152 98H151V100H153ZM177 99V98H176ZM182 99V98H181ZM210 99V98H209ZM219 99V98H218ZM223 99V98H222ZM222 99H220L221 101H222ZM234 99V98H233ZM236 99V98H235ZM36 100H37V98H36ZM50 100H48V101H50ZM58 100V99H57ZM159 100V99H158ZM198 100V99H197ZM208 100V99H207ZM213 100H214V98H213ZM41 101H42V99H41ZM62 101V100H61ZM139 101H141V102H139ZM164 101H166V100H164ZM176 101H178V100H176ZM188 101V100H187ZM192 101V100H191ZM211 102H212V99L210 100ZM217 101V100H216ZM223 101H224V99H223ZM226 101V100H225ZM231 101V100H230ZM42 102H44V100L42 101ZM41 102V103H42ZM45 102H47L46 100H45ZM44 102V103H45ZM59 102V101H58ZM157 102V101H156ZM155 102V103H156ZM180 102V101H179ZM190 102V101H189ZM207 102V101H206ZM205 102V103H206ZM158 103H159V101H158ZM185 103V102H184ZM191 103V102H190ZM196 103H198V102H196ZM200 103V102H199ZM37 104H38V102H37ZM47 104V105H48ZM212 104V103H211ZM36 105V104H35ZM35 105H33V106H35ZM55 105V104H54ZM200 105V104H199ZM26 106H28V107H26ZM155 106V105H154ZM195 106V105H194ZM197 106V105H196ZM31 107H32V105H31ZM69 107L71 108V110L69 111ZM151 107H152V105H151ZM156 107V106H155ZM182 107V106H181ZM33 108V107H32ZM120 108H123V110H126V109H128V111H130V109H136V110H134L133 109V111H135V114L133 113L131 116H129V117H123V116H120V115H123V114H121V109ZM147 108V112H148V114L147 113H145L143 110H145ZM153 108V107H152ZM179 108V107H178ZM177 108V109H178ZM34 109V108H33ZM53 109V110H52ZM65 109H67V111L65 110ZM97 109H100L99 111H97V113H96V115H93L95 112V110H97ZM149 109V110H148ZM29 110V111H30ZM153 110V109H152ZM152 110H151V112H152ZM191 110V109H190ZM214 110V109H213ZM255 110V109H254ZM48 111V112H47ZM52 111H55V114H56V112H59V113H61V115L60 116H58V117H55L54 115H50L49 113H53ZM66 111V112H65ZM128 111H126L125 113H127ZM146 111V110H145ZM165 111V112H164ZM172 111H170V112H167V113H172ZM179 111V110H178ZM177 111V112H178ZM187 111V110H186ZM26 112V113H25ZM32 112H31V116H32ZM92 112V113H91ZM163 112H164V115H163ZM191 112V111H190ZM194 112V111H193ZM224 112V111H223ZM129 113V112H128ZM145 113V114H144ZM166 113V114H167ZM176 113V112H175ZM175 113H173V114H175ZM178 113H180V112H178ZM197 113V112H196ZM201 113V112H200ZM147 114V115H146ZM182 113H180L177 117H181V116H183V115H181ZM185 114H187V112L185 113ZM191 114H192V112H191ZM190 114V115H191ZM29 115V114H28ZM27 115V116H28ZM41 115H42V113H41ZM59 115V114H58ZM193 115V114H192ZM197 115H198V113H197ZM209 115V114H208ZM56 116H57V114H56ZM126 116H128V115H126ZM169 116H170V114H169ZM195 116V115H194ZM194 116L192 117V118H194ZM200 116V115H199ZM218 116V115H217ZM216 116V117H217ZM33 117V116H32ZM173 117V116H172ZM191 117V116H190ZM28 119L30 118V115H29V117H27ZM27 118H26V120H27ZM155 118H153L152 120H154ZM168 118V117H167ZM175 118V117H174ZM182 118V117H181ZM191 118V119H192ZM196 118H199V117H196ZM196 118H195V122H193V123H196ZM13 119H15V120H13ZM32 119V120H33ZM99 119H101V121L100 122H97L96 120H99ZM171 119V118H170ZM223 119V118H222ZM31 120V121H32ZM64 120V121H63ZM186 120V119H185ZM209 120V119H208ZM238 120V119H237ZM31 121H29V123L28 124H30V122ZM98 123V124H95L96 122ZM158 121H156L157 123H158ZM177 121H178V119H177ZM187 121V120H186ZM186 121H182V122H186ZM189 121H191V120H189ZM193 121V120H192ZM200 120H198L197 122H199ZM206 121V120H205ZM218 121V120H217ZM57 122L59 123V122H62V123H60L61 125L60 126H56V124H57ZM236 122V121H235ZM56 123V124H55ZM73 123H77V127H75L74 129H67V128H69V126L71 125V124H73ZM188 123V122H187ZM201 123V122H200ZM203 124L205 123L204 121L202 122ZM217 123V122H216ZM232 123V122H231ZM179 124V123H178ZM184 124V123H183ZM189 124H190V122H189ZM192 124V123H191ZM189 125V126H187L188 128H190L191 126H193V125ZM198 124V123H197ZM215 124V123H214ZM227 124H228V121H227ZM239 124V123H238ZM237 124V125H238ZM194 125H196V124H194ZM199 125V124H198ZM196 125L198 128L199 127H201V126H203V125ZM207 126H208V124H206ZM30 126V125H29ZM195 126V127H196ZM205 126V125H204ZM215 126V125H214ZM243 126V125H242ZM25 127H23V128H25ZM216 127V126H215ZM137 128H140L139 130H137ZM187 128V129H188ZM192 128V127H191ZM191 128H190V132L193 130H191ZM218 128V127H217ZM21 129V130H20ZM60 129V130H59ZM200 130H201V128H199ZM206 129H207V127H206ZM205 129V130H206ZM236 129V128H235ZM28 130V129H27ZM61 130H65V131H61ZM182 130H184V129H182ZM189 130V129H188ZM198 130V129H197ZM199 130V131H200ZM205 130H204V132H205ZM213 130H214V128H213ZM217 130H219V129H217ZM217 130H215V131H217ZM29 131H30V128H29ZM172 131H174V132H172ZM177 131V132H176ZM185 131H186V128H185ZM185 131H183V132H185ZM198 131V132H199ZM214 131V132H215ZM220 131V130H219ZM238 131V130H237ZM172 132V133H171ZM183 132H182V134H183ZM202 132V131H201ZM207 132V131H206ZM189 133V132H188ZM217 133H219V132H217ZM216 133V134H217ZM17 134V135H16ZM179 134V133H178ZM184 134H187V133H184ZM221 134V133H220ZM149 135L150 136H152L153 137V139H147V137L149 138ZM197 134L195 133V136H196ZM200 135V134H199ZM206 135V134H205ZM204 135V136H205ZM210 135V134H209ZM208 135V136H209ZM215 135V134H214ZM175 136H174V138H175ZM184 136V135H183ZM226 136V135H225ZM169 137V136H168ZM166 138V139H169V138ZM199 137V136H198ZM207 137V136H206ZM205 137V138H206ZM217 137H223V138H225L224 136H217ZM233 137V136H232ZM244 137V136H243ZM177 138V137H176ZM188 138H189V136H188ZM192 138H194L193 140H195L196 138L195 137H192ZM203 138V137H202ZM209 138V137H208ZM34 139H36L35 141H33ZM172 139V138H171ZM170 139V140H171ZM179 139V138H178ZM185 139V138H184ZM184 139H182V141L184 142L185 140ZM190 139H191V137H190ZM215 139V138H214ZM233 139H235L234 137H233ZM237 139V138H236ZM170 140H168L169 142H170ZM175 140V139H174ZM177 140V139H176ZM189 140V139H188ZM204 140V139H203ZM211 140V139H210ZM213 140V139H212ZM211 140V142H213ZM217 141H218V138L216 139ZM224 140V139H223ZM222 140V141H223ZM226 140V139H225ZM173 141V140H172ZM181 141V140H180ZM196 141H197V139H196ZM199 141V140H198ZM208 140H206L205 142H207ZM219 141H221L220 139H219ZM239 141V140H238ZM237 141V142H238ZM143 142V141H142ZM192 142V141H191ZM202 143H203V141H201ZM201 142H199L198 144H201ZM226 142V141H225ZM229 142H231V141H229ZM232 142H233V140H232ZM152 143V142H151ZM152 143V144H153ZM162 143V142H161ZM160 143V144H161ZM168 143V142H167ZM177 143V142H176ZM175 142H174V145L176 144ZM208 143H209V141H208ZM208 143H207V147H208ZM224 143V142H223ZM223 143H221L222 145H223ZM228 143V142H227ZM234 143V142H233ZM159 144V145H160ZM163 144V143H162ZM170 144L172 145L173 143H171L170 142ZM218 144H219V142H218ZM230 144V143H229ZM166 145V144H165ZM173 145V146H174ZM186 145V144H185ZM185 145H184V147H182L181 145H179V147L181 146V148H179L178 150L180 151V153H182V155H183V157H184V155H185V153H187L186 152V148H188L187 146L185 147ZM202 145V144H201ZM201 145H199V146H201ZM220 145V144H219ZM227 145V144H226ZM158 146V145H157ZM157 146L156 147H154V148H152L151 146V148L153 149H150L151 150V152L152 151H155V148L157 149ZM163 146H164V144H163ZM162 146V147H163ZM170 146V145H169ZM188 146H190V150H192L191 149V145L190 144H188ZM193 146H195L194 144H193ZM209 146H210V143H209ZM221 146V145H220ZM228 146V145H227ZM149 147V146H148ZM161 146H159V148H160ZM171 148H172V146H170ZM195 147H197V144H196V146ZM204 147H206L205 145H204ZM203 147V148H204ZM206 147V148H207ZM217 147V146H216ZM215 147V148H216ZM226 147V146H225ZM142 148V149H141ZM158 148V149H159ZM165 148H168V147H164V148H162V149H165ZM174 148H176V147H174ZM201 148V147H200ZM199 148V149H200ZM210 148H211V146H210ZM209 148V149H210ZM214 148V147H213ZM222 148V147H221ZM141 149V150H140ZM157 149V150H158ZM161 149V148H160ZM161 149V150H162ZM195 149H197V151H198V148H195ZM209 149H208V152H209ZM217 149V148H216ZM145 150V149H144ZM168 150V149H167ZM167 150H163V153L165 152V151H167ZM171 150L172 149H170V150H168L169 151V153H168V151L166 152L167 154H163V155H167L166 156V159L165 158H162V159H160L161 158V156L159 155V159L160 160H158L157 158H156V160L155 159H153V161L155 160V163H156V161H158L159 163H158V165H160L158 168H160V169H162V165H166L165 167L167 168V162H166V160H168L167 158H174V159H178V158H181L182 157V155H180V154H175V150H177V149H174V151H172L173 153H170L171 152ZM189 150V149H188ZM202 150V149H201ZM207 150V149H206ZM206 150H204V152H206ZM212 150H214V149H212ZM211 150V151H212ZM221 150V149H220ZM146 151V150H145ZM145 151H143V153L145 152ZM149 151V150H148ZM178 151V152H179ZM147 152V151H146ZM156 152H158V151H156ZM161 152V151H160ZM160 152H158L157 153V156H158V154H160ZM203 152V154H206V153H204ZM149 153V152H148ZM148 153H147V155H148ZM162 153V152H161ZM210 153V152H209ZM209 153H207V155L209 154ZM150 154H152V153H150ZM155 154V153H154ZM154 154H152V156H150V157H154L155 158V156L156 155H154ZM187 154H189V151H188V153ZM196 154V153H195ZM143 155V154H142ZM146 154H144V156H145ZM154 155V156H153ZM162 155V154H161ZM162 155V156H163ZM179 155H180V157H179ZM190 155V154H189ZM192 155V154H191ZM189 156V157H193V156ZM197 155V154H196ZM220 155H221V152H220ZM219 155V156H220ZM104 156V157H105ZM149 156V155H148ZM186 156V155H185ZM212 156V155H211ZM139 157H142L141 155L139 156ZM149 157V158H150ZM163 157H165V156H163ZM182 157V158H183ZM188 157V156H187ZM204 156H202V158H203ZM210 157V156H209ZM216 157H217V155H216ZM135 158H134V160L132 161V162H135ZM138 158V157H137ZM136 158V159H137ZM144 158L145 157H142V159L144 160ZM147 158V157H146ZM185 158V157H184ZM184 158H183V160H184ZM206 158V157H205ZM204 158V159H205ZM208 158V157H207ZM211 158H213V157H211ZM215 158V157H214ZM221 158V157H220ZM220 158H218V159H220ZM139 159V158H138ZM141 159V160H142ZM148 159V158H147ZM147 159H145V160H147ZM171 159H169V161L171 160ZM174 159H172V161L174 160ZM114 162H116L115 160L116 159H112ZM120 160V159H119ZM124 160V159H123ZM140 159H139V161H141ZM142 160V161H143ZM144 160V161H145ZM182 160V161H183ZM215 160V159H214ZM122 161V160H121ZM148 161V160H147ZM147 161H145V165H147L146 163H149V162H147ZM152 161V162H153ZM171 161V162H172ZM43 162H46L45 164H43ZM124 162V161H123ZM137 162V161H136ZM150 162H151V160H150ZM171 162H170V164H171ZM192 162H193V160H192ZM198 162V161H197ZM120 163V162H119ZM122 163V162H121ZM167 163V164H166ZM174 163V162H173ZM172 163V164H173ZM179 163V162H178ZM210 163H211V161H210ZM217 163V162H216ZM125 164V165H126ZM129 164H131V163H128V165ZM133 164V163H132ZM131 164V165H132ZM137 164H138V162H137ZM140 164V163H139ZM149 164H151V163H149ZM170 164H168V168H170L171 167V165ZM196 164V163H195ZM44 165V166H43ZM111 165L113 166V168L111 167ZM134 165H135V163H134ZM134 165H132L133 167H134ZM155 165V164H154ZM153 165V166H154ZM157 165V164H156ZM169 165H170V167H169ZM179 165V164H178ZM177 165V166H178ZM188 165V164H187ZM187 165H185L186 167H187ZM204 165H205V163H204ZM207 165V164H206ZM34 166V170H35V168H37L34 172H32V171H30L29 169V167H33ZM41 166V167H40ZM136 166V165H135ZM149 166L150 165H148V167H146L147 169L149 168ZM184 166V167H185ZM189 166V165H188ZM194 166V165H193ZM193 166H192V168H193ZM211 166H213L212 165V163H211ZM210 166V167H211ZM111 167V168H110ZM121 167H124V166H121ZM130 167V166H129ZM139 167H141V165L139 166ZM145 167V166H144ZM156 167V166H155ZM174 167V166H173ZM173 167H171V169L170 170H172V168ZM179 167V166H178ZM197 167H198V164H197ZM202 167V166H201ZM143 168V167H142ZM180 168V167H179ZM189 168V167H188ZM205 168V167H204ZM135 169V168H134ZM153 169H154V167H153ZM175 169H176V166H175ZM181 170H182V168H180ZM179 169V170H180ZM186 169V168H185ZM196 168H194V170H195ZM201 169V168H200ZM203 169V168H202ZM130 170H132V169H130ZM146 170V169H145ZM152 170V169H151ZM158 170V169H157ZM167 171L169 170V169H166ZM168 171V172H170L171 173V171ZM177 170H178V168H177ZM178 170V172H180ZM184 170V169H183ZM182 170V171H183ZM187 170H189V169H187ZM186 170V171H187ZM136 171V170H135ZM140 171H142L141 169L139 170V172H135V173H137V174H139V173H141ZM143 171H144V168H143ZM153 171V170H152ZM155 171V170H154ZM162 171H164V170H162ZM185 171V170H184ZM193 171V170H192ZM132 172H134V171H132ZM145 172V171H144ZM157 172V171H156ZM166 172V171H165ZM164 172V173H165ZM168 172H166V173H168ZM175 172H177V171H175ZM174 172V173H175ZM177 172V173H178ZM188 172H190V171H188ZM201 172V171H200ZM253 172V171H252ZM254 172H255V170H254ZM260 172V171H259ZM129 173V172H128ZM127 173V174H128ZM143 173V172H142ZM151 173V172H150ZM160 173V175H161V172H159ZM159 173H157V174H159ZM163 173V174H164ZM182 173V172H181ZM191 173V172H190ZM197 173V172H196ZM137 174H134V176H137ZM173 173H171V174H169V176L170 175H172ZM183 174L185 175L186 173H184L183 172ZM226 174V173H225ZM228 174V173H227ZM234 174V173H233ZM129 176H130V174H128ZM146 175H147V173H146ZM145 175V176H146ZM152 175H153V173H152ZM152 175H150V176H152ZM177 175V174H176ZM181 175V174H180ZM183 175V176H184ZM219 175V174H218ZM259 175V174H258ZM257 175V176H258ZM164 176V175H163ZM162 176V177H163ZM169 176H168V180L170 179V180H172L171 178H169ZM173 176V175H172ZM174 176H175V174H174ZM215 176V175H214ZM260 176H262V175H260ZM130 177H132V176H130ZM141 177H142V175H141ZM148 177V176H147ZM157 178L156 176H153V179H155V178ZM177 177H180V176H178L177 175ZM219 177V176H218ZM250 177V175L248 176V178ZM264 177V176H263ZM127 178H128V176H127ZM126 178V176H125V179L127 180H125L126 182H130V179L128 178L127 179ZM136 179L138 178V176L137 177H135ZM143 178V177H142ZM158 178H160L159 176H158ZM176 178V177H175ZM174 178V179H175ZM213 178V177H212ZM215 178V177H214ZM220 178V177H219ZM231 178V177H230ZM246 178V177H245ZM133 179V178H132ZM145 179V178H144ZM150 179H152V178H150ZM152 179V182H154V180ZM166 179V178H165ZM187 179V178H186ZM208 179H210V177L208 178ZM218 179V178H217ZM216 179V181L215 182H217L218 180ZM223 179V178H222ZM227 179H229V177H227ZM227 179H225L224 181L225 182H227L226 180ZM258 179H260V177L258 178ZM124 180V179H123ZM122 180V184L123 183H125V181H123ZM143 180V179H142ZM157 180V179H156ZM159 180V179H158ZM167 180V179H166ZM166 180H164V178H163V181H166ZM169 180V181H170ZM192 180V179H191ZM197 180V179H196ZM203 180V179H202ZM244 180V179H243ZM248 180V179H247ZM261 180V179H260ZM259 180V181H260ZM163 181H162V183H163ZM210 181H212V180H210ZM224 181H222V182H224ZM246 181V180H245ZM249 181V180H248ZM135 182H138V181H135ZM148 182V181H147ZM147 182H143L144 184H148ZM161 182V181H160ZM168 182V181H167ZM166 182V183H167ZM173 182V181H172ZM199 182V180L197 181V183ZM207 182H208V180H207ZM215 182L213 183V182H210L211 183V186H213V187H215V185H217V184H215ZM261 182V181H260ZM134 183V182H133ZM139 183V182H138ZM140 183H141V181H140ZM202 184H204V185H208V184H210V183H206V182H201ZM219 183V182H218ZM248 183V182H247ZM256 183V182H255ZM131 184V183H130ZM129 184V185H130ZM143 184V185H144ZM161 184V183H160ZM159 184V185H160ZM201 184V185H202ZM224 184V183H223ZM228 184V183H227ZM234 184V183H233ZM238 184V183H237ZM259 183H257L256 185H258ZM262 184V183H261ZM129 185H127V186H129ZM142 186V183L141 184H139L138 185V187L139 186ZM158 185V186H159ZM162 185V184H161ZM164 185V184H163ZM169 186L168 184H165L164 185V187L165 186ZM171 185V184H170ZM175 185V184H174ZM252 185V184H251ZM255 185V184H254ZM255 185V186H256ZM140 186V187H141ZM146 186V185H145ZM155 186H157V185H155ZM197 186V189H200V191H201V189L202 188H200V187H202V186H198V185H196ZM196 186H195V188H194V190L196 189ZM206 186H204L205 187V189L207 188L208 190H210V194H212L211 193V190L213 191V189H212V187L209 185V187L211 188H208V186L206 187ZM225 186V185H224ZM228 186V185H227ZM239 186V185H238ZM241 186H243L242 184H241ZM246 186H248V185H246ZM262 186V185H261ZM124 187L126 188V186L124 185ZM133 188H134V186H132ZM136 187V186H135ZM149 187V186H148ZM151 187V186H150ZM149 187V188H150ZM162 187V186H161ZM160 187V188H161ZM173 187V185L171 186V188ZM190 187V186H189ZM218 187V185L216 186V188ZM220 187V186H219ZM259 187V186H258ZM76 188V190L78 189H82V188H87L86 190L88 191L87 193H85V192H82L83 190H81V192L82 193H80L79 194V192L78 191H76V192H78V194H73L74 196H72V191H74V189ZM131 188V187H130ZM144 188V187H143ZM153 188V187H152ZM163 188V187H162ZM170 188V187H169ZM176 188V187H175ZM227 188V187H226ZM245 188V187H244ZM247 188V187H246ZM252 188V187H251ZM129 189V188H128ZM137 189V188H136ZM142 189V188H141ZM145 189V188H144ZM177 189V188H176ZM188 189V188H187ZM186 189V191L187 192H190V189H192V186H191V188L190 189H188L187 190ZM204 189V188H203ZM204 189V190H205ZM229 189V188H228ZM258 189V188H257ZM143 190V189H142ZM141 190V191H142ZM153 190H155V189H152V191ZM165 190V189H164ZM168 190V192H169V189H167ZM166 190V191H167ZM173 190V189H172ZM172 190H170V191H172ZM178 190V189H177ZM176 190V191H177ZM220 190H222V189H220ZM220 190H218V192H220ZM226 191L227 189H223V191ZM242 190H243V188H242ZM245 190V189H244ZM251 190V189H250ZM117 191V190H116ZM127 191V190H126ZM136 191V190H135ZM138 191V190H137ZM136 191V192H137ZM149 191V190H148ZM151 191V190H150ZM150 191H149V193H150ZM181 192H182V190H180ZM198 191V190H197ZM231 191V190H230ZM247 191V190H246ZM131 192H132V190H131ZM134 192V191H133ZM135 192V193H136ZM162 192V191H161ZM193 192V190H191V193ZM215 192V191H214ZM217 192V195L216 196H218V193ZM232 192H234V191H232ZM236 192V191H235ZM245 192V191H244ZM75 193V192H74ZM122 193V192H121ZM145 193V192H144ZM144 193H142V195L144 194ZM157 193V192H156ZM174 193H175V191H174ZM178 193V192H177ZM182 193H184V192H182ZM186 193V192H185ZM185 193L183 194L184 195V197H188V196H190V193L188 194L187 193V195L185 196ZM193 193H196V192H193ZM192 193V194H193ZM199 193V192H198ZM202 193V192H201ZM206 193V192H205ZM209 193H206L207 194V196L209 197ZM221 193H222V191H221ZM227 193H229V191L227 190L225 193L223 192V194H225L226 196H227ZM240 193V192H239ZM71 194V195H70ZM124 194V193H123ZM141 194V193H140ZM146 194V193H145ZM151 194V193H150ZM159 194V193H158ZM162 194V193H161ZM164 194V197H165V193H163ZM168 194V193H167ZM167 194H166V197H169L170 196V194H169V196H167ZM179 194V193H178ZM209 194V195H208ZM222 194V195H223ZM237 194H238V192H237ZM254 194V193H253ZM116 195H117V193H116ZM152 195H153V193H152ZM173 195V194H172ZM179 195H182V194H179ZM199 195V194H198ZM201 195V194H200ZM205 195V194H204ZM220 195V194H219ZM235 195H236V193H235ZM242 195V194H241ZM264 195V194H263ZM119 196V195H118ZM123 196V195H122ZM135 196V195H134ZM136 196H137V194H136ZM141 195H139V197H140ZM155 196H156V194H155ZM158 196V195H157ZM175 196H176V194H175ZM174 195H173V197H175ZM192 196V195H191ZM194 196V195H193ZM206 196V195H205ZM205 196H203V194H202V196H200V197H203V198H205ZM206 196V197H207ZM211 196H214V194L213 195H211ZM216 196H214V198L216 197ZM224 196V195H223ZM228 196H230L231 197V195L229 194ZM234 196V195H233ZM238 196H240V195H237V197ZM258 196V195H257ZM98 197H100L99 199H97ZM120 197V196H119ZM131 197V196H130ZM142 197V196H141ZM146 197V196H145ZM148 198L150 197V195L149 196H147ZM152 197V196H151ZM153 197H154V195H153ZM158 197H160V195L158 196ZM162 197V196H161ZM164 197H162V198H164ZM177 198H178V196H176ZM199 197V198H200ZM207 197V198H208ZM241 197V196H240ZM242 197H243V195H242ZM251 197V196H250ZM126 198L127 197H125V200H126ZM129 198V197H128ZM127 198V199H128ZM131 198H133V197H131ZM137 198H138V196H137ZM181 198V197H180ZM189 198H191V197H189ZM193 198V197H192ZM207 198H205V199H207ZM219 197H217V199H218ZM239 198V197H238ZM237 198V199H238ZM244 199H245V197H243ZM249 197H247V199H248ZM252 198V197H251ZM253 198H254V196H253ZM259 198V197H258ZM257 198V199H258ZM121 198H119V200H120ZM124 199V198H123ZM135 199V198H134ZM133 199V200H134ZM142 199H144V198H142ZM147 199V198H146ZM146 199H145V201H146ZM155 199H157V197H155ZM154 199V201H156ZM161 199V198H160ZM159 199V200H160ZM167 199L168 198H164V200L163 199H161L160 201H162L163 200V202L165 201L166 203H167V205H168V202L169 203H171L172 202V200H173V198H172V196H171V198H169V199H171V202H170V200L169 201H167ZM184 199V198H183ZM188 199V198H187ZM196 199V196L194 197V199L193 200H195ZM205 199H203V201L205 202ZM209 199V202L213 199H211L210 200V198H208ZM207 199V200H208ZM232 199H234V197H232ZM240 199V198H239ZM250 199V198H249ZM248 199V200H249ZM130 200V199H129ZM128 200V201H129ZM135 200H137V199H135ZM152 201H153V199H151ZM174 200H176V198L174 199ZM179 199H177L175 202H177ZM181 200V199H180ZM185 200H186V198H185ZM184 200V201H185ZM191 200V199H190ZM189 200V202H191ZM215 200V199H214ZM213 200V201H214ZM222 200H224V201H226L223 197H222ZM229 200H230V198H229ZM240 200H242V199H240ZM69 201H71V202H73V203H69ZM122 201V206H123V200H121ZM131 201V200H130ZM138 201V200H137ZM153 201V202H154ZM182 201V200H181ZM186 201H188V200H186ZM197 201L199 202L200 200H198L197 199ZM196 201V202H197ZM217 202L218 201H221L220 199L219 200H216ZM231 201V200H230ZM230 201L228 202H226V203H230ZM234 201V200H233ZM244 201V200H243ZM250 201V200H249ZM57 202H59V204L57 203ZM134 201H131V206H134V204H135V202L133 203ZM159 202V201H158ZM162 202V203H163ZM164 202V203H165ZM174 202V201H173ZM172 202V203H173ZM180 202V201H179ZM194 202V201H193ZM208 202V201H207ZM206 202V203H207ZM208 202V203H209ZM212 202V201H211ZM215 202V201H214ZM236 202V201H235ZM257 202H259V201H257ZM112 203V204H111ZM126 203V202H125ZM125 203H124V205H125ZM129 203V202H128ZM143 203V202H142ZM145 203H147V202H145ZM155 204H156V202H154ZM182 203H183V201H182ZM213 203V202H212ZM223 203V202H222ZM226 203H223V204H226ZM232 203V202H231ZM234 203V202H233ZM233 203H232V205H233ZM241 203H243L242 201H241ZM246 203V202H245ZM111 204V205H110ZM119 204H120V202H119ZM127 204V203H126ZM139 204H140V202H139ZM174 204V203H173ZM177 204H178V202H177ZM218 204H219V202H218ZM235 204V203H234ZM247 204V203H246ZM110 205V206H109ZM138 205V204H137ZM146 205V204H145ZM145 205H144V207H145ZM154 205V204H153ZM172 205V204H171ZM180 205H182L181 203H180ZM184 205V204H183ZM182 205V206H183ZM197 205V204H196ZM212 206H213V204H211ZM226 205H228V204H226ZM226 205H224V207H226ZM232 205H230L231 207H232ZM240 205V204H239ZM147 206V205H146ZM159 206V205H158ZM157 206V207H158ZM169 206V205H168ZM179 206V205H178ZM181 206V207H182ZM199 206V205H198ZM195 207V208H198L199 209V207ZM215 206H216V204H215ZM220 206V205H219ZM115 207V208H114ZM124 207V206H123ZM123 207H121L120 206V208H123ZM154 207V206H153ZM171 207H173V205L172 206H170V208ZM190 207V206H189ZM194 207V206H193ZM203 207H205V205H203ZM208 207V206H207ZM231 207H228L229 209H233V208H231ZM113 208H114V210H113ZM129 208V206L127 207V209ZM131 208V207H130ZM169 208V209H170ZM176 208V206L174 205V207H173V209H175ZM182 208H184V206L182 207ZM201 208H202V206H201ZM200 208V209H201ZM211 209H212V207H210ZM227 208V209H228ZM235 208V207H234ZM246 208V207H245ZM250 209H251V206L249 207ZM248 208V209H249ZM126 209V208H125ZM141 209V208H140ZM177 209H178V207H177ZM180 209V208H179ZM186 209V208H185ZM203 209L204 208H202V211H203ZM206 209V208H205ZM210 209V210H211ZM225 209V208H224ZM228 209V210H229ZM236 209V208H235ZM240 209H242L243 210V208L242 207H240ZM142 210V209H141ZM163 210V209H162ZM176 210V209H175ZM181 210V209H180ZM183 210V209H182ZM209 210V209H208ZM210 210H209V212H210ZM212 210H216L217 211V208L216 209H212ZM219 210V209H218ZM237 210H238V208H237ZM253 210V209H252ZM254 210H257V209H254ZM260 210H263V209H260ZM128 211V210H127ZM132 210H130V213L129 214H134V211H133V213L131 212ZM135 211H137V209H135ZM143 211V210H142ZM146 212H147V210H145ZM169 211V210H168ZM171 211V210H170ZM169 211V212H170ZM173 211V210H172ZM195 211V210H194ZM193 211V212H194ZM207 211V210H206ZM230 211V210H229ZM244 211V210H243ZM145 212V213H146ZM200 212V211H199ZM198 212V213H199ZM217 212H220V210L219 211H217ZM222 212H223V210H222ZM221 212V213H222ZM225 212V211H224ZM234 212V211H233ZM254 212V211H253ZM125 213V212H124ZM144 213V214H145ZM194 213H196V212H194ZM203 213H204V211H203ZM211 213V212H210ZM221 213H219V214H221ZM228 213H230V212H228ZM240 213V212H239ZM255 213V212H254ZM254 213H252V214H254ZM127 214V212L125 213V215ZM135 214H137V212L135 213ZM148 214V213H147ZM212 214V213H211ZM216 214H218V213H216ZM218 214V215H219ZM230 214H232V213H230ZM250 214H251V212H250ZM138 215H140V214H138ZM141 215H143V214H141ZM150 214H148V215H145V216H149ZM153 215V214H152ZM156 215V214H155ZM164 214H162V216H163ZM214 215H215V213H214ZM213 215V216H214ZM245 215V214H244ZM130 216H132V219H131V217H130V219L134 222V220H133V218H134V216L133 215H130ZM162 216H160V218L162 217ZM165 216V215H164ZM210 216H212V215H210ZM217 215H215L214 217H216ZM222 216V215H221ZM228 216V215H227ZM236 216V215H235ZM124 217V216H123ZM128 216L126 215V218H127ZM136 217H139V216H136L135 215V219H136ZM152 217V216H151ZM167 217H169V216H167ZM172 217H173V213H172ZM171 217V218H172ZM208 217V216H207ZM218 217V216H217ZM244 217H246V216H244ZM121 218H122V216H121ZM148 218H150V216L148 217ZM154 218V217H153ZM155 218H157V216L155 217ZM248 218V217H247ZM251 218V217H250ZM250 218H248V219H250ZM254 218V217H253ZM129 219V218H128ZM122 220V221H120V222H122V224H123V221H125L126 223L127 222H129L130 223V221L129 220ZM138 219V218H137ZM136 219V220H137ZM140 219H141V217H140ZM140 219H138L137 221L139 222V220ZM143 219H144V216H143ZM176 219V218H175ZM189 218H187V220H188ZM197 219H198V217H197ZM211 219H213V218H211ZM214 219H216L217 220V218H214ZM221 219V218H220ZM219 218H218V220H220ZM223 219V218H222ZM221 219V220H222ZM241 219H243V217H241ZM247 219V220H248ZM252 219V218H251ZM264 219V218H263ZM135 220V221H136ZM152 220V219H151ZM160 220H162V219H160ZM160 220H159V222H160ZM178 220V219H177ZM203 220H205V219H203ZM202 220V221H203ZM209 221H210V219H208ZM208 220H206V221H208ZM220 220V221H221ZM224 220V222L225 221H227V222H229L228 220H226V218L225 219H223ZM247 220H245V222L247 221ZM255 220V219H254ZM136 221V222H137ZM154 221V220H153ZM163 221H165V220H163ZM172 221V220H171ZM170 221V222H171ZM179 221V220H178ZM199 221V220H198ZM201 221V222H202ZM212 221H214V220H212ZM252 221V220H251ZM257 221H259L258 219H257ZM256 221V222H257ZM156 222H158V220L156 221ZM166 222V221H165ZM190 222V221H189ZM200 222V223H201ZM203 222H205V221H203ZM215 222V221H214ZM222 222V221H221ZM241 222V221H240ZM249 223H250V220L248 221ZM247 222V223H248ZM260 222V221H259ZM258 222V223H259ZM29 223H32V225H29ZM112 223V224H111ZM161 223H162V221H161ZM172 223V222H171ZM168 224V222L166 223L167 224V226L168 225H170L169 227H171V225L173 224ZM179 223V222H178ZM223 223V222H222ZM231 223H232V221H231ZM253 223V222H252ZM116 224V223H115ZM122 224H120L119 223V225H121L122 226ZM134 224V225H133ZM153 224H155V222L154 223H150V220H143V222L141 223L140 222V224H139V226H141V227H143L145 230H143L142 229V231L141 230H139V231H141V233H143V231L144 232H146V230H150L151 231V228H153ZM179 224H181V223H179ZM184 224H186V223H184ZM183 224V225H184ZM190 224V223H189ZM192 224H194V223H192ZM219 224V223H218ZM221 224V223H220ZM219 224V225H220ZM242 224V223H241ZM251 224V223H250ZM113 225V226H112ZM118 225V224H117ZM124 225V224H123ZM125 225H133V227H130V230L132 231L133 230V228H135L136 226V224H135V222L134 223H131V224H125ZM156 225H158V223H156ZM160 226H163L162 224H159ZM187 225V224H186ZM198 225V224H197ZM203 225V224H202ZM201 225V226H202ZM210 225V224H209ZM222 225H224V224H222ZM233 225V224H232ZM235 225V224H234ZM238 225V224H237ZM28 226L26 227V228H28ZM91 226V227H90ZM116 226V225H115ZM115 226L113 227L114 229H116L115 228ZM120 226V227H121ZM135 226V227H134ZM160 226H158V227H160ZM176 226H177V224H176ZM190 226H192L191 224H190ZM204 226V225H203ZM202 226V227H203ZM205 226L206 227H208L206 224H205ZM221 226V225H220ZM228 226H229V224H227V223H225V226L223 227V228H221L220 230H218V231H216V233H215V236H216V234H217V237H218V235L221 237V235L222 234H225L226 235V237H225V239H227L228 237L227 236H229L228 234H227V232L226 231H224V230H227L228 231ZM129 228V227H127V226H124V228ZM140 227V228H141ZM154 227H156V226H154ZM164 227V226H163ZM165 227H166V225H165ZM173 227H175V226H173ZM177 227H179V228H182V227H180V226H177ZM176 227V228H177ZM188 227H189V225H188ZM201 227V229H203ZM222 227V226H221ZM240 227V226H239ZM238 227V228H239ZM257 227V226H256ZM12 228V229H13ZM25 228V229H26ZM29 228V229H30ZM89 228H91V229H89ZM122 228H123V226H122ZM132 228V229H131ZM139 228V227H138ZM176 228H175V230H176ZM187 228V227H186ZM186 228H184V230L186 229ZM191 228V227H190ZM192 228H193V226H192ZM191 228V229H192ZM199 228V227H198ZM197 228V229H198ZM243 228V227H242ZM260 228V227H259ZM25 229H24V231H25ZM118 229V228H117ZM116 229V230H117ZM136 229H137V227H136ZM162 229V228H161ZM170 229V228H169ZM172 229V228H171ZM170 229V230H171ZM193 229H196V228H193ZM196 229V230H197ZM211 229V228H210ZM262 229V228H261ZM15 230V229H14ZM20 230V229H19ZM120 230H121V228H120ZM119 230V231H120ZM127 230V229H126ZM130 230H129V232H130ZM135 230V229H134ZM166 230H167V227H166ZM166 230H164V232H163V230H162V232L160 231H158L157 230V232H159V233H161V235L162 234H166L167 233V235H168V233L170 232V230H169V232H167ZM180 230V229H179ZM188 230V229H187ZM208 230V229H207ZM242 230V229H241ZM21 231V230H20ZM19 231V232H20ZM23 231V230H22ZM92 231V232H91ZM138 231V230H137ZM136 231V232H137ZM150 231H147V233L148 232H150ZM154 231H156V230H154ZM200 231H201V234L203 235L204 233V231L202 232V230H199V233H200ZM206 231V230H205ZM211 231H213L212 229H211ZM210 231V232H211ZM238 231H239V229H238ZM19 232H17V233H19ZM28 232V231H27ZM26 232V233H27ZM107 232V231H106ZM112 232H113V230H112ZM117 232V231H116ZM127 232H128V230H127ZM134 232V231H133ZM152 232V231H151ZM173 232V231H172ZM175 232L176 233H178V229L176 230V231H174V234H175ZM189 234L192 232H190L189 230L187 231ZM252 232V231H251ZM131 233V232H130ZM130 233H129V236H130ZM135 233V232H134ZM141 233H140V235H141ZM158 233V234H159ZM181 233V232H180ZM182 233H183V235H189V234H187V233H184L183 231H182ZM197 233H198V230H197ZM199 233L197 234V235H199ZM247 233V232H246ZM255 233V232H254ZM20 234V236L22 235L21 233H19ZM18 234V235H19ZM23 234H24V232H23ZM101 234V233H100ZM108 234V233H107ZM112 234V233H111ZM111 234H109V235H111ZM144 234V233H143ZM146 234V233H145ZM144 234V235H145ZM152 234H154L153 232H152ZM155 234H156V232H155ZM157 234V235H158ZM170 234H173V233H171L170 232ZM195 234V233H194ZM193 233H192V235H194ZM201 234H200V236H201ZM209 234H211V233H209ZM212 234H213V232H212ZM245 234V233H244ZM243 234V237L245 236ZM252 234V233H251ZM105 235V234H104ZM119 235V234H118ZM117 235V236H118ZM120 235H122V233L120 234ZM128 235V234H127ZM131 235H136V238H138V236H137V234H131ZM147 235L148 234H146V238H147ZM17 235L15 234V236L14 237H16ZM116 236V235H115ZM124 236H126V235H124ZM151 236H154V235H151ZM159 236V235H158ZM178 236V235H177ZM181 236V235H180ZM180 236L177 238V240H181L180 239ZM195 236V240H197L196 239V234L194 235ZM206 236L208 237L209 235H207L206 234ZM213 236H214V234H213ZM224 236V235H223ZM232 236V235H231ZM231 236H229L230 237V240H232V237ZM237 236V235H236ZM235 236V237H236ZM24 237V236H23ZM103 237V236H102ZM106 237H107V235H106ZM110 237H112V236H109V238ZM114 237V236H113ZM143 237V236H142ZM150 237V236H149ZM154 237H156V236H154ZM162 237V236H161ZM173 236H171V238H172ZM191 234H190V241H193L194 239H193V237H192V240H191ZM207 237H204V235H203V238L202 237H199V239L200 238H202L203 239V241H204V238H207ZM234 237V238H235ZM238 237V236H237ZM237 237H236V240H238L237 239ZM240 237V236H239ZM243 237H240V238H243ZM108 238V239H109ZM114 238H116V237H114ZM129 238V237H128ZM132 239L134 238V239H136L135 237H131ZM131 238H129V239H131ZM146 238L144 239V240H146ZM158 238H160V237H158ZM164 238H166V237H164ZM175 238V237H174ZM183 238V237H182ZM189 238V237H188ZM187 238V240H189ZM209 239L211 238L210 236L208 237ZM221 238H223V237H221ZM233 238V239H234ZM20 239V238H19ZM18 239V240H19ZM22 239L23 238H21V242L20 243H22ZM25 240L27 239V238H24ZM39 239V240H38ZM112 239V238H111ZM139 239V238H138ZM152 238H150V240H151ZM157 238H155L154 240H155V242L157 241L156 240ZM170 239V238H169ZM185 240H186V238H184ZM183 239V240H184ZM218 239V238H217ZM224 239V238H223ZM229 239V238H228ZM227 239V240H228ZM17 240V241H18ZM24 240V241H25ZM28 240V239H27ZM100 240V239H99ZM104 240H106V239H104ZM114 240V239H113ZM117 240V239H116ZM119 240V239H118ZM122 240H123V238H122ZM140 240H142V239H140ZM144 240H143V242H144ZM150 240H148V242L150 241ZM163 241L164 239H160V241ZM194 240V241H195ZM201 240V239H200ZM208 240V239H207ZM235 240V239H234ZM241 240V239H240ZM243 240V239H242ZM252 240V239H251ZM20 241V240H19ZM18 241V242H19ZM86 241V242H87ZM102 241H103V239H102ZM135 241V240H134ZM134 241H133V244H134ZM152 241V240H151ZM150 241V242H151ZM166 241V240H165ZM164 241V242H165ZM171 241H173V239H171ZM174 241H176V240H174ZM190 241H188L189 243H191ZM219 241V240H218ZM244 241V240H243ZM247 241V240H246ZM246 241H245V243H246ZM253 241V240H252ZM256 241V240H255ZM6 242V241H5ZM8 242V241H7ZM9 242V243H10ZM25 242H27V244H26V247H27V245H29L28 243L30 242V240H29V242L28 241H25ZM89 242V243H90ZM105 243H106V241H104ZM109 242V241H108ZM107 242V243H108ZM110 242H111V240H110ZM109 242V243H110ZM113 242V241H112ZM118 242H120V241H118ZM122 242V241H121ZM126 242V241H125ZM125 242H123V243H125ZM136 242H137V240H136ZM140 242V241H139ZM143 242L141 243L142 244V248H143V250H144V247H143ZM145 242H147V241H145ZM170 242V241H169ZM169 242H167V243H169ZM184 242V241H183ZM187 241H185L184 243H186ZM208 242V241H207ZM34 243H32V244H34ZM39 243V242H38ZM75 243V242H74ZM80 243V242H79ZM117 243V242H116ZM122 243V244H123ZM158 243H159V241H158ZM163 243V242H162ZM166 243V244H167ZM171 243V242H170ZM188 243V244H189ZM193 243V242H192ZM195 243V242H194ZM202 243V242H201ZM243 243V242H242ZM249 243V242H248ZM254 243H256V242H254ZM8 244V243H7ZM6 244V245H7ZM76 244V243H75ZM74 244V245H75ZM78 244V243H77ZM76 244V246H78ZM83 245H84V243H82ZM82 244H79V246L80 245H82ZM97 244H98V242H97ZM101 244V243H100ZM114 244V243H113ZM121 244V246H124V245H122ZM139 244V245H138ZM136 243V245H138V246H140V243ZM147 245H148V243H146ZM155 243H150V245H154ZM161 244V243H160ZM159 244V245H160ZM166 244H165V246H166ZM173 244V243H172ZM172 244H170V245H172ZM200 244V243H199ZM203 245L205 244V243H202ZM202 244H201V246H202ZM209 244H210V242H209ZM18 245H19V243H18ZM21 245H23V244H21ZM30 245H31V243H30ZM29 245V247H31ZM88 245V243H86V246ZM90 245V244H89ZM93 244H91V247H93L92 246ZM108 246H110V244H107ZM106 245V246H107ZM116 245V244H115ZM130 245V244H129ZM128 245V247H132L131 245L129 246ZM145 245V244H144ZM146 245V246H147ZM158 245V244H157ZM169 245V246H170ZM186 245H187V243H186ZM193 247L196 245V243L193 245V244H191ZM198 245V244H197ZM249 245H250V243H249ZM254 245V244H253ZM252 245V246H253ZM23 246H25V245H23ZM33 246V245H32ZM73 246V245H72ZM78 246V247H79ZM97 245H95V247H96ZM104 246V245H103ZM118 246V245H117ZM149 246V245H148ZM162 246V245H161ZM164 246V247H165ZM180 246V247H179ZM179 246H177L178 248H181L182 246H184V245H181V243H180V245ZM188 246V245H187ZM190 246V245H189ZM198 246H200V245H198ZM205 246V245H204ZM256 246V245H255ZM4 247H6V248H4ZM17 247V248H16ZM66 247H67V245H66ZM69 247V246H68ZM75 247V246H74ZM98 247H100V245H98ZM98 247H97V250H98ZM119 247H120V245H119ZM127 247V249H129ZM137 246H135V248H136ZM141 247V246H140ZM139 247V248H140ZM155 247V246H154ZM153 247V249L154 250H152L151 248H147V249H151L150 251L152 252H154L155 251V248ZM176 247V248H177ZM185 247V246H184ZM257 247V246H256ZM31 248H33V247H31ZM37 248V247H36ZM53 248V250L51 251V249L50 250H48L47 248H44V249H47L49 252L48 253H50V255L51 254H53V255H48V253H47V251H45V252H43L44 253V261H43V263L44 262H47V264L49 263V264H52L53 263V261L52 260H56L57 258H54V256L55 255H57V254H59L60 252H59V250L58 251H56V249H54ZM61 248V247H60ZM70 248V247H69ZM77 248V247H76ZM80 248V247H79ZM81 248L83 249V246H81ZM84 248H85V246H84ZM87 248H89V247H87ZM101 248V247H100ZM107 248V247H106ZM113 248V247H112ZM114 248H116V247H114ZM125 248H126V246H125ZM125 248H124V250H125ZM139 248H138V251H139ZM145 248V249H146ZM157 248V247H156ZM162 248H163V246H162ZM162 248H160V249H162ZM166 248H168V247H166ZM171 248H173V246H170V249ZM196 248V247H195ZM16 249V250H15ZM22 249H24V247L22 248ZM65 249H67V248H64V249H60V250H65ZM91 249H93V248H91ZM95 249V248H94ZM109 249H110V247H109ZM132 249V248H131ZM130 249V253L131 252H134V250L137 252V248L136 249H132L131 250ZM146 249V250H147ZM169 249V248H168ZM167 249V250H168ZM182 249V248H181ZM185 249H186V247H185ZM185 249H184V251H185ZM215 249V248H214ZM25 250H26V248H25ZM33 250V249H32ZM38 250V249H37ZM96 250V251H97ZM117 250V249H116ZM120 251H121V249H119ZM141 251H143L142 249H140ZM173 251H174V249H172ZM172 250H170V251H172ZM176 250V249H175ZM55 251H56V253H55ZM71 251H77V249L75 250V249H72ZM80 251H82V250H80ZM84 251V250H83ZM87 251V250H86ZM99 251H101V250H98L97 252H98V254H101V252L99 253ZM149 251V250H148ZM158 250H156L155 252H157ZM169 251V250H168ZM177 251L179 252L180 250H178L177 249ZM177 251H174V253L175 252H177ZM183 251V250H182ZM181 251V252H182ZM183 251V252H184ZM27 252V251H26ZM29 252V251H28ZM30 252H32V251H30ZM33 252H35V251H33ZM41 252H42V250H41ZM72 252V253H73ZM103 252V251H102ZM122 252V251H121ZM128 252V251H127ZM159 252V251H158ZM188 252V251H187ZM259 252V251H258ZM22 254H23V252H21ZM36 253V252H35ZM107 253V252H106ZM140 253V252H139ZM145 253H146V251H145ZM148 253V252H147ZM190 253V252H189ZM20 254V253H19ZM22 254L20 255V257L22 256ZM27 254V253H26ZM26 254H25V251H24V255L26 256ZM55 254V255H54ZM62 254H63V252H62ZM69 254H70V252H69ZM94 254V253H93ZM104 254V253H103ZM103 254H101V257L103 256ZM108 254V253H107ZM105 255L104 254V257H108V256H110L109 254L108 255ZM121 254H124V253H121ZM142 254V253H141ZM176 254V253H175ZM180 254V253H179ZM178 254V255H179ZM182 255H184L185 253H181ZM180 254V256H182ZM208 254V253H207ZM39 255H40V253H39ZM61 255V254H60ZM64 255V254H63ZM75 255V254H74ZM115 255V254H114ZM113 255V256H114ZM117 255V254H116ZM115 255V256H116ZM119 255V254H118ZM126 255H128V254H126ZM126 255H123L124 257L126 256ZM130 255H132V254H130ZM138 255V254H137ZM144 255V254H143ZM172 255H173V253H172ZM186 255V254H185ZM188 255V254H187ZM31 256H32V254H31ZM33 256H34V254H33ZM48 256V257H47ZM66 256V255H65ZM70 256V259L73 257V256H71V255H69ZM82 256V255H81ZM87 256V255H86ZM90 257L92 256L93 257V255H89ZM95 256H96V254H95ZM132 256H134V255H132ZM132 256H130V257H132ZM157 256V255H156ZM189 256V255H188ZM12 257V258H13ZM22 257H24V256H22ZM27 257V256H26ZM29 257V256H28ZM27 257V258H28ZM37 258H38V254H37V256H36ZM89 257V258H90ZM101 257H100V259H99V261L101 262L103 259H101ZM121 257V256H120ZM119 257V258H120ZM126 257H128V256H126ZM143 257V256H142ZM9 258H11V257H9ZM9 258H7L8 260H9ZM16 257H14V259H15ZM31 258V257H30ZM33 259H31V260H29L28 262H30L29 264H39L35 259H34V257H32ZM62 258V257H61ZM76 257H74V259H75ZM86 258V257H85ZM96 258V257H95ZM99 258V257H98ZM111 258V257H110ZM109 258V259H110ZM115 259H116V257H114ZM122 258V257H121ZM129 258V257H128ZM138 258H140V256H138ZM18 259H19V257H18ZM22 259V258H21ZM59 259V258H58ZM64 259V258H63ZM68 259V258H67ZM77 259V258H76ZM79 259V258H78ZM91 259V258H90ZM97 259V258H96ZM107 260H108V258H106ZM118 259V258H117ZM133 259H135L134 257H133ZM133 259H130L131 261H133L134 262V260ZM145 259V258H144ZM40 260V259H39ZM61 259H59V261H60ZM69 260V259H68ZM81 260H83L82 258H81ZM86 260V259H85ZM94 260V259H93ZM126 260V259H125ZM129 260V261H130ZM140 260V259H139ZM24 261V260H23ZM65 261H67L66 259H65ZM71 261H72V259H71ZM74 261V260H73ZM105 261V260H104ZM112 261H114V259L112 260ZM122 261H123V259H122ZM126 261H128V260H126ZM130 261V262H131ZM137 261V260H136ZM187 261V260H186ZM6 262H7V260H6ZM11 262V261H10ZM12 262H13V260H12ZM11 262V263H12ZM16 262V261H15ZM22 262V261H21ZM27 262V261H26ZM40 262V261H39ZM69 262H70V260H69ZM82 262H85V261H82ZM87 262H89V261H87ZM98 263V259L95 261V263ZM99 262V263H100ZM117 262V261H116ZM119 262H121L120 261V259H119ZM17 263H18V260H17ZM16 263V264H17ZM24 263V262H23ZM55 263V262H54ZM63 263V262H62ZM68 263V262H67ZM118 263V262H117ZM122 263V262H121ZM123 263H124V261H123ZM122 263V264H123ZM129 263V262H128ZM135 263V262H134ZM66 264V263H65ZM73 264V263H72ZM83 264H85V263H83ZM88 264H90V263H88ZM110 264H111V261H110ZM113 264V263H112ZM115 264V263H114ZM210 264V263H209Z\"/></svg>",
  "mask_w": 264,
  "mask_h": 264
}]
</instances>
